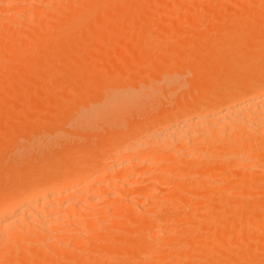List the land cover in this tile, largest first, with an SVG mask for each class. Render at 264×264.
I'll list each match as a JSON object with an SVG mask.
<instances>
[{
    "label": "rangeland",
    "instance_id": "rangeland-1",
    "mask_svg": "<svg viewBox=\"0 0 264 264\" xmlns=\"http://www.w3.org/2000/svg\"><path fill=\"white\" fill-rule=\"evenodd\" d=\"M16 1L19 2L20 0L19 1L18 0H6V1H3L4 4L3 3H2L3 5L0 4V11H2V8H4V10L2 12H4L5 10L6 11H11V9H12L13 10V11H11L12 14H13L14 11L17 12L18 10H19L18 13H27V12H24V11L21 12V10L25 8V5H24L25 3L23 4V2H22L23 0H21L22 3L20 2L21 5H19V3L16 4ZM40 1H42V3L45 2L43 0H40ZM40 1H38V2H40ZM48 1H50V0H48ZM48 1L46 0V2H48ZM53 1L54 2H52V0H51V2L54 3L53 5L54 6L57 5V7H55L54 9L59 8V9H56L54 11V14H53V12H51V11L54 10L53 8L50 9V10L47 9L48 11L46 10V8H42L43 11L40 12L39 10L37 11V9L35 7L33 8V11H30V13L31 12L33 13L35 11L34 13H36V14L33 13L35 15L34 17L32 16V18H31V16L27 15V14H29V11L26 14L31 19L29 18V20H28L27 19L28 17L26 15L22 14L21 17L24 15L23 17H25V19H27V21H24L25 22V25L28 22L27 26L24 25L25 27L24 26H21L20 27L21 23H19V21L22 22V20H21L22 18L21 17L19 18V17L15 16V15H12L11 16V14H9L11 12H8V14H6L7 13L6 11L3 14H0V21L5 20L4 23L5 22L6 23L7 22L10 23V24L7 23V27H10V29L8 31L10 33H12V34H10V35L5 34V33H8L6 30L3 31L4 34L2 32L1 33L4 36H9V37L12 36V37H14L15 39H13L12 37L11 38L15 42H18L20 40V39H17L20 35H21L20 38L21 37L28 38V35L27 34H29L30 37L33 35L32 37L34 38L35 43H36L35 46H37V44L39 45L40 42L44 41V39H45V41H46V39H47V41H48V39L49 40H52L50 38H54L55 35H57V33L59 34V36L61 35L60 37H58V38H60V40L57 39L56 40L57 43H55V44L53 43L55 46L53 44L51 45V47H53V50H54L55 53H53V50H51L52 48H50V47L47 49L48 51L47 50L44 51V49H45L44 48L45 47L44 45H43L44 47L39 46V48L42 47L44 49H42V48H40V49L38 48L37 49V47H38L37 46V47H35L37 49L36 51H34L35 53L32 52V54L29 57V60L30 61L24 63V59L23 58H24V56L26 57V54L27 53L24 54L25 52L23 53V51H21V52L19 51V53H20L19 54L18 52H16V55L14 57H17L18 61H20V62L18 64L16 58H14L16 62H13V65L14 66H12V67L15 68L14 70H16V71L18 69V72L15 73V71H13V69L11 68V71H10L11 74L10 75L11 76L14 75V76L13 77H9L10 79L9 78L7 79V76L3 74L4 75L5 82L8 83L6 87H5L6 83L4 81H2L4 84L3 83H2V85L0 84V86H1V88H0V92H1L0 93V132H1L0 133V171H1L0 172V185H1L0 186V190H1V187H5V188H3L1 190V191H5V193L3 192V193L0 194V196L2 195L0 201L2 203V200H5V201H6V199L8 200V202L6 201L7 203L5 201H3L4 206H9L8 205V204H10L9 200L12 201V199H10V198H13L14 197V194L12 195V194L6 193V192H9V190L11 192L12 191L11 188L13 189V191L14 190L15 191H21L26 186H29L30 187L32 185V184L29 185L30 183H33V185H34L35 182H38L42 178L43 179L49 178L48 181H50L51 180L50 179L51 176L53 177V180L51 181V183H53V182H55V181L58 180L57 179L58 178L57 176L60 173H62L64 175L68 171V168H69V170H72V168L75 169L76 166H77V168H76L77 171H79L78 169L81 170V171H79L80 173L81 172H85L87 170H88L87 172H90L89 174L88 173H85V176L87 174V176L89 175V177H90V178L87 177L88 181H93L94 179H97L98 177H101L102 178L104 176V178L107 179L106 182H108L110 185H111L110 182L113 183L112 185H114L113 186L114 188H116V187L117 188L118 187H123V186L120 185V183H116L117 185L115 187V184H114L115 182L111 181V179H109L110 180V182H109L108 178H110V176L112 178L113 176L110 175V174H108V175H110V176H108L107 173L105 172V171H107V170H105L106 167L99 165V163L103 160V157L109 158L110 156H112V159L111 160H113V157H114V161L113 162H116L117 159L115 160V158H117L116 157L117 155H115V153H111L110 155H107V153H109V150L108 149L110 147L122 145L121 142H122V140L124 138H126L127 140L128 139L135 140V139L140 138V137L142 138L143 136H145L146 134H148L150 131H153V130L157 129V124H158V123H156L157 122V120H156L157 118L154 119L151 116L155 117L157 115V113H158V115H159V116L157 115L158 117H164V116L165 117H171V115H173V113L176 110H178L180 107L181 108L184 107V106H181V105H187V107L188 106H191L190 103L193 102V101H195L196 98H198L197 97L198 95H200V100L199 101H201V102L203 101L202 103H204V102H210V100L214 96L213 93L216 92V91L215 92L213 91L214 86H217L219 89H221V86L222 85L221 86H218V85L223 84V83H224V85H223L224 87H222L224 89L223 92L224 91L226 92L227 90H229L228 92H230V90L234 86H235V88L232 89V91H234V90L237 91L238 89L240 90V87L243 88L245 86V81L247 80L246 78H248L249 81L254 84V88H255L256 91L258 89V91L261 93L262 92L261 89H264V86L262 85L263 84V81H264V80H262V77L264 78V67L261 68L262 66H264V55H263L264 54V51H263L264 50V43H263L264 42V38L262 39V37L264 36L263 35L264 34V23L263 24L261 23V21L264 22V0H137L138 2L136 0H127V1L126 0H122V1H120V0H114L117 3L114 2L113 0H79V2H78V0H75L77 2H75L74 0H70L71 2L74 1L73 3L70 2V4H74L75 3L74 4V7H73V5H70L69 4L70 8H68V9H70V10H67L65 8L66 10L63 9V11H61L62 8L60 9V6H62V3L61 2H63V1H66L67 2V0H58V1L53 0ZM134 1H135V6H134V3H133ZM51 2L50 3H47V4H52ZM111 2H113V6H112V3ZM140 2H143V3H140ZM5 3H6V5H5ZM109 3L111 4V7H110ZM114 3H116V5L119 4L120 5V8L121 7L122 8L121 9L120 8L118 9L119 5H118V7H115L116 5ZM14 4H16L17 6L15 7ZM102 4H105V5H102ZM131 5H132V8H130ZM18 6L21 9H19ZM63 6H65V5H63ZM76 6H80V8L79 7H76ZM105 6H107L108 8H106ZM123 6H125V7H123ZM209 6H211V7H209ZM14 7L15 8H18V9H14ZM50 7H53V6H50ZM65 7H68V5L65 6ZM99 7H101V8L103 7V8L100 10ZM37 8L39 9L40 7H37ZM72 8H74L76 10L75 11L74 10H71ZM93 8H94V10H93ZM125 8H126V10H124ZM30 9H32V8H30ZM30 9H28V10H30ZM85 9L86 10H89V11H85ZM26 10H27V8H26ZM175 10H176V12H175ZM104 11L106 13H104ZM127 11H128V13H127ZM75 12L77 14H75ZM86 12H88V13H86ZM108 12H109V14L111 16L108 15ZM44 13H46V14L44 15ZM70 13H71V15H70ZM80 13H81V15H80ZM85 13L87 15H85ZM33 14H30V15H33ZM105 14L107 16H109V18L107 16H104ZM119 14H122V16H120ZM49 15H51V17ZM75 15H76V17H75ZM82 15H83V18H79ZM112 15H114V16H112ZM156 15H157V17H156ZM46 16H48L49 18L46 17ZM72 16L75 17L74 19L79 18L78 20H79V22H81V25L82 26L80 25L79 22L76 21L77 24H79L80 26H77V24H75L74 27L77 26V27H75V29H73L72 26L70 27V25H69V28L68 29L65 28V26H67L65 23H67L68 20H70L69 18H71ZM84 16H86L87 19ZM102 16H104L105 18L102 17ZM52 17H53V21L51 20ZM99 18H101V19H99ZM123 18H124V20H123ZM80 19H81V21H80ZM91 19H93L94 21L97 19L98 21H95V23H92L91 24V22H94ZM116 19L118 21H116ZM155 19H157V20H155ZM235 19L238 20L237 22L239 24L236 22ZM247 19H249V23H251L250 20L251 21L253 20L254 23H258L257 24L258 25L257 26L258 28H255L254 29V28H252L253 26L251 27V29H253V30H251L250 28H248L247 25H246V23L248 24V20ZM31 20H32V22L34 21L33 22L34 24L30 22ZM47 20L50 21V23L49 22H46L45 23V21H47ZM83 20L84 21L86 20L85 21L86 24H84V26L82 24V23H84ZM99 20L101 22H103V23H101ZM214 20L217 23H215ZM239 20L240 21L242 20V21L240 22ZM104 21L106 22V24H105ZM209 21H211V22H209ZM36 22H37V24L40 23V22L41 23L38 24L39 25L38 26L36 24ZM96 22H97V25H99L98 28H96L97 27ZM119 22H121V24ZM156 22H157V24H156ZM226 22H227V24H226ZM6 23H5V27H6ZM43 23H45V25L47 26L46 29L49 30V31H47L43 27V26H45ZM8 24L10 26H8ZM87 24H88V26H87ZM89 24H90V26H89ZM229 24L231 26H229ZM14 25H15V27H14ZM17 25H19V27H20L21 30L20 29H17V27H16ZM36 25L39 27V29L41 27L40 25H43L42 27L44 28L43 29L44 31L42 30L40 32L41 29L40 30H37L38 27ZM48 25H51V26H48ZM91 25H93V26L95 25L96 26V27H93L92 26L95 30L93 28L91 29ZM101 25L103 26V28L100 27ZM232 25H233V27H232ZM237 25L239 27H237ZM244 25H246V26H244ZM30 26L32 27L31 29L28 28ZM105 26H107V27H105ZM218 26H221V27H219V29L216 30V27H218ZM60 27H61V30H60ZM78 27H79V30H77ZM80 27H82V28L80 29ZM86 27L88 29H90L91 31L92 30L96 31L97 29L100 30V32H99V30H97L95 33H94V31L91 32L89 30L91 32V34H92L93 37L97 35V37H96L98 39L97 41H96V38L95 37H94V40H93V37L92 36H89L90 35L89 34L90 32H86V34H89L88 36L85 34V31L84 30H86ZM228 27H229V29H228ZM254 27H255V25H254ZM15 28H16V31L14 30ZM34 28H35V30H34ZM70 28H72V29H70ZM154 28H156V30H153ZM232 28H234V29H232ZM69 29H70V31H73L75 34H73L72 32L70 33V31H68ZM134 29H135V31H134ZM81 30H82L83 33L81 32ZM241 30H242V33H240ZM257 30H258L259 33L257 32ZM65 31H68V32H65ZM78 31H79V33H78ZM107 31H109L110 33L107 32ZM46 32H48V33H46ZM55 32H57V33H55ZM63 32H65V33H63ZM105 32H107V33H105ZM253 32L255 33V35H254ZM100 33L102 35L104 34V36L102 38H101L102 35L99 36ZM112 33H114V34H112ZM224 33H226L227 35H225ZM245 33H247V34H245ZM66 34H67V36H66ZM78 34H80V35H78ZM256 34L258 35V37L256 36ZM39 35H40L39 38H42V39L44 38V39L43 40L40 39V41H38L39 40V38H38ZM42 35H43V37H42ZM44 35H47V36H44ZM223 35L224 36H227V37H224ZM76 36H78V37H76ZM85 36L87 37V39H82L81 40V38H83ZM115 36H116V38H114ZM215 36L217 37V39H216ZM90 37H91V39H90ZM228 37H229V39H228ZM29 38H28V40H29ZM68 38H69V40H68ZM77 38H79V39H77ZM209 38L216 39V41L215 40H208ZM226 38L229 41V43H227V44H229L228 46H227L226 43H224V45H223V42L225 41ZM234 38H237V39H234ZM239 38H241V39L239 40ZM227 39H226L225 42H228ZM231 39H232V42L234 40H236L237 42L235 41V42H233L234 43L233 44L231 42ZM9 40H10V38L8 39V41ZM34 40L31 38V41H34ZM70 40H71V42H70ZM83 40H86L85 41L86 45H84V43H82V42H84ZM158 40H160V41H158ZM194 40H196V41L194 42ZM91 41H93V42H91ZM94 41H95V45H93ZM109 41H110V43H109ZM212 41L214 42L215 45L212 44L213 43ZM241 41H242V43H241ZM72 42H74V43H72ZM79 42L81 44H78ZM107 42H108V44H107ZM111 42H113V43H111ZM207 42H208V45H206ZM255 42H257V43H255ZM258 42H260V44ZM219 43L222 44V47H221V45H219ZM237 43H238V45H236ZM210 44H212V45H210ZM149 45H151V46H149ZM76 46H77V48H76ZM78 46L81 49L80 48L78 49ZM239 46H240V48H239ZM229 47H231V50H229L230 49ZM232 47H234V48H232ZM160 48H161V50H160ZM73 49H76V50H73ZM132 49H133V51H132ZM224 49H226V50H224ZM39 50H41V52ZM95 50H97V51H95ZM127 50H128V53L129 54L127 53ZM207 50H208V52H207ZM90 51H91V53H90ZM221 51H223L222 54H225V55H226L227 52L229 54L231 51L234 52V53H232V54L230 53L231 56H229L230 54L228 55V57L231 58V59H229V58H227V55L224 56V55L220 54ZM253 51H255V55H254ZM173 52H174V54H173ZM70 53H72V54H70ZM166 54H168V55H166ZM247 54H249V55L252 54V55H250V57L254 56V58L251 59L252 61L249 60V63L252 62V66L248 64L250 66L249 69H246L245 70V68H248V66L247 67L244 66V69L242 68L245 71H243V73H241L242 71H240V73H241V75L244 74L242 77H244V76L245 77L242 78V79L240 77L239 78H240L241 81H243L244 84L241 83V81H240V83L238 82L239 83L238 84L237 83V79L238 78L237 79L235 77L233 78V76L238 77L237 75H234V74H237V71L242 70L241 67L243 66V64L245 65L246 60L249 58V55L247 56ZM33 55H35V56L37 55V56L35 57ZM209 55L212 58L211 57L208 58ZM31 56H33V57H31ZM157 56H159V57L157 58ZM221 56H223V57L221 59H219V61H218V57L220 58ZM49 57H51V58H49ZM60 57H62V58H60ZM34 58H37V59H34ZM56 58H57V60L58 59H61L59 61L60 63L59 62H57V63L54 62L56 60ZM210 59L211 60L213 59L214 61H217L216 62V65L217 64L218 65L216 66L214 64L215 63L214 61H213V64H214L213 65L211 63L212 61ZM232 59L233 60L235 59L234 62H233ZM31 60H33V61H31ZM229 60H231L232 63ZM244 60H245V62H244ZM135 62L137 64H135ZM209 62H210V64L212 66L209 64ZM226 62H227V65H225ZM219 63H220V65L223 63L221 65V68L219 66ZM236 63H237V65H236ZM8 64H9V62H8ZM23 64H24V66H23ZM26 65H28V66H26ZM40 65H42V66H40ZM204 65L205 66L207 65V67H204ZM234 65L237 68L234 67ZM10 66H11V64H10ZM213 66H215L214 68H216L215 71L218 72L220 70V73L218 72L219 74H217L218 76L215 75V78H214V76L211 77L212 75H210V77L212 78V79H210V78H208L209 75L207 76V74L210 73V72L211 73L214 72V70L212 69L213 71H211L210 69H208V67L211 68ZM198 67L201 68V71L199 70ZM217 67H219V69ZM251 67H252V70H251ZM101 68H102V70H101ZM231 68H232V71L230 70L231 71L230 73L232 74V77L230 75L225 76V73L223 74L224 76H222V73L221 72H226L227 74H229L228 69H231ZM42 69H44V71ZM153 69H154V71H153ZM148 70H149V72H148ZM197 71H198V73H197ZM37 72L39 73L40 76L38 74H36ZM40 72L43 73V75L40 74ZM205 72H207L206 75H204ZM217 72H214V74H216ZM245 72H247V73H245ZM20 73H21V76H20ZM59 73H60V75H59ZM135 73H137V74H135ZM17 74H19V76L21 77V79H19L20 77ZM30 74H32L34 77L32 75H30ZM55 74H57V75H55ZM238 74H239V72H238ZM253 74H255V76H257L256 77L257 78L256 79L257 81L255 80V77H254ZM241 75H239V76H241ZM247 75H248V77H247ZM252 75H253V77H252ZM22 76H24V78ZM46 76H47V78H46ZM14 77H15V79H14ZM249 77H251V78H249ZM252 78H254V80H252ZM226 79L228 80V82L225 81ZM229 79L230 80L232 79V81H229ZM43 80H45V82ZM47 80H48V82H47ZM225 82L228 85H230L229 82H231L233 84V86L230 85L232 87L230 88V86H229V88L227 87L228 89L226 90L225 89V86H226L225 85ZM247 82H248V80H247ZM12 83H13V85H12ZM9 84H10V86H9ZM46 84L48 85V87H47ZM39 86H40V88H39ZM131 87L134 88V89H132ZM149 88H150V90H149ZM206 88H207V90L206 91L204 90L205 92H203V93L199 92V94H198V90L200 91V90L206 89ZM1 89H3V90H1ZM5 89H6V91H5ZM11 89H13V90H11ZM44 89L47 90V91H45ZM138 89H141V91L138 90ZM130 90H132V91H130ZM11 91H13L14 93L11 92ZM217 91H218V89H217ZM59 92H61V93H59ZM77 92H79V93H77ZM126 92L128 93V95L125 94ZM134 92L136 93L135 95H134ZM223 92H221V93H223ZM109 93L111 95L116 96V97H117V95L118 96H122V97L125 95L126 97L125 96L124 97L127 98V99H129L130 97L133 98L132 100L129 99L130 102H129V100L127 101V99H126L125 101H127V102L121 103V105H123L124 103H127V104L129 103L132 106H130L129 104H128V106H130V108L128 106H126V107L129 108L128 112L126 111L127 108L125 107V105L122 106V111L123 112L117 110L116 112L117 113L119 112L118 115H120L119 118L117 117V113H116V117H115L116 119L115 118H112L113 113L115 114V112H111L112 114H110V111H109L110 108H108V110H106V109L105 110H102V109H104V108H106L108 106L106 102H107L108 97H110ZM221 93H219V95ZM130 94H132L133 96L130 95ZM262 94L264 95V93H261V94H258V96H261ZM263 95H262V99L264 100V96ZM11 96H12L13 99L10 98ZM128 96H130V97H128ZM105 98H106V100H105ZM15 99H17V100H15ZM27 100H29V101H27ZM92 100H94V102H92V104H91V101ZM46 101L50 105H48V103ZM86 101H88V103ZM84 103H87L89 105L88 106H86L87 104L83 105ZM98 103H100V105ZM104 103L106 104V106H105ZM145 103H146V105H145ZM147 103H149V104H147ZM140 104H141V106H140ZM95 105H96L95 108H97L98 106L102 107V109L100 108V111L101 112H104L105 111V113H103V114L100 113L99 112V107L96 110H94L95 108H93V107ZM176 105L178 106V108H177ZM146 106H148V107H146ZM173 106H175V108ZM90 107H92L91 108L92 111L91 110L89 111L88 108H90ZM119 108L121 110V107H119ZM143 108H144V110H143ZM147 108L149 109V111H148ZM85 110L86 111L88 110L87 113L90 112L91 115L94 116L93 119L95 118L96 121L94 120V122H93V119L91 120V117L92 116L90 115V113H88L90 116L87 113L85 114L87 116V118H86V116L84 115V113L82 114V112H84ZM95 111H97L98 114H97V112H96V114H94ZM108 111H109V113H108L109 115H107V112ZM168 111H170V112H168ZM120 112H121V114H124L125 113L123 115L125 119L123 118V116H121ZM79 113H81L82 115L81 114L79 115ZM159 113L161 114V116H160ZM99 114H101L103 116H101V118H100V115ZM77 115H79V117L82 116V118H78ZM110 115H112V116L109 117ZM7 117H9V118H7ZM103 117H105V119H103ZM106 117L108 119L111 118L112 120L111 119L110 120L112 122H110V121L108 122V119H106ZM142 119H143V122H142ZM153 119L156 120V122L153 121ZM171 119H173V118H171ZM171 119H169L168 121L169 122L172 121ZM86 120L88 121V123H87ZM104 120H106V121L105 122H102ZM117 120H121V121H117ZM1 121H2V123H1ZM106 122H108L107 124L109 126L108 125H105ZM99 123H100V126H99ZM82 124H83L84 127H82ZM105 126H107V127H105ZM118 127H120V128H118ZM115 129H116V132H113V131H115ZM58 130H59V133H58ZM103 130H104V132H102ZM107 130H108V132H107ZM117 131H119V133H117ZM3 132H5L6 136L4 135ZM42 132H44V133H42ZM101 133H102V135H101ZM104 133H106V134H104ZM108 135H110V136L108 137ZM35 137H37V138H35ZM50 141H51V143H49ZM100 142H101L102 145L100 144ZM2 145H3V147H1ZM69 148L70 149L72 148L71 149L72 151L69 150ZM203 150H205V149H203ZM203 150H201L200 152H199V150L196 151V152L194 151V153H192V154H188V155L185 154L186 156L185 155L182 156V159H181L182 161H180V162H183L184 163V161H185V164L182 165V166L180 165V166L182 168L184 166V168H185L184 171H187L188 172V170H189V172H190V170H193V169H195V170L192 171L193 174L192 173L190 174L189 172L187 174V172H186V174L187 175H190V177H187L186 175H185L186 177H183L184 176V174H183L182 176H180L181 178L180 177H177V178H175L174 181H172V180L171 181L170 180L168 181L167 180L168 179L167 178L168 175L167 176H164V174L166 175V173H164L162 171L163 173L162 174H159L158 171H160V170L156 171V169H157L156 167L157 166L152 164L153 166H155V167H153L151 165V163H154V164L156 163L155 162L156 161L155 160L156 158L155 159H151L150 158L151 160L148 159L147 161H149V160L150 161L155 160V161L150 162V164L148 162V164L144 163L145 164L144 165V164H142L143 162H141V164L143 166L141 165L140 167L142 169H143V167L144 168L145 167L147 168L150 165H151V169H147L146 170V168H145V170L144 169L143 170L146 171V172H143V173L140 174L141 168H139V169L137 168V170L136 169L134 170V173L131 172V173H128L127 174L128 177L126 176L127 178L125 177V180H123V182H121V183H123L122 185H124L126 188L128 187L127 189H129V190H127L125 188L126 191H122L123 193H127V194H125V195H127L126 196L127 198L122 197V196H125L123 194L120 196V197L124 198L123 200H124V202H126V203L123 202L122 205L123 204L126 205L128 202L131 203V201H130L131 199L128 200V197L129 198H136V197L139 196V198H141L143 196L142 198H144V197L146 198V197H149L148 195L151 196L154 193V191L156 192V190H154V189L148 190L149 188L148 189H146V188H139L138 189L137 188V190H136V188H134V186H138L139 184L140 185L141 184L144 185L145 182L147 183V181H148L147 179H149V178H150L149 180H155L156 179V182L158 180V182H160L162 184L161 185L160 183L157 182L158 183V186L160 185L159 186V190H163L162 192L160 191V194L162 196L164 194L166 196V197L164 196V198H167V199H161L158 203H152V201L149 200L148 198H147L148 200H139L137 198L140 203L138 201H135L137 199H135L134 201L132 200L133 202L131 203V205L133 203H135V202H138L139 203V204L138 203L137 204L135 203L136 206L137 205L138 206L139 205H142V208H143L142 210L144 212H141V209H140V206H139V209H140L139 213L140 212L143 213L142 214L143 216H141V213L139 214L141 216V218L138 215L137 218H139V219H137V220L136 219H134V220L131 219L130 216H132V215H130V214L133 213V211L135 212V210H136V208H133V206L135 204L133 206L130 205L131 207H129V205L127 204L126 206L128 208H131V209L133 208V210H126V211H129L130 212V213L127 212L128 215H126L127 213H125L124 217H122V215L121 216L119 215L120 218H119L118 215H117V217L115 216L116 218H114V215H110V216H112L114 218V219H111V220L109 218L110 222H109V220L107 218H106L107 220L101 218L100 221H99V222H101L100 225L103 224V226H104V227L103 226H100V227H102V231L100 230V228L98 229V230L101 231L99 233H97V232H95L93 230L92 233H94V232L96 233V234L94 233L93 236H95V235L97 236V234H100V237H101V238L99 237L100 239H102V237H103V239H105L104 236L107 237L106 235L109 236L111 233H114V234H112V237L113 238L111 237L114 240H112V239L109 240L108 239L109 241H111V240L112 241L111 242H106L107 244L104 243V246L102 245L103 244L102 242H104V241L103 240H99L102 243V244L100 243V245H99L101 248L99 247V248H96V249L101 250V252L98 251V253H97L96 252L97 251L96 249H95L96 251H92V250H90V247H89L90 253L86 251L85 252L86 254H84L83 253L84 252L83 251L84 250L83 248L80 249L78 247L79 249H75L74 247H72L75 251L76 250H79V252L70 251V252H73L71 254L72 255L75 254V253L76 254L77 253L78 254H84V255H81L83 257L80 256L81 257V261H84V259L86 260L87 258H88V260L93 259V258H89L90 255L87 258L84 257V256H87L88 254H91V255L92 254H97L98 255V254L101 253L100 256L105 255V256H102L103 259L101 257H98L99 255L98 256L97 255H94L95 256L94 259L95 258H98V259L101 260V261L99 260V262L96 263V264H104L105 261H108V260L111 261V262H113V261L115 262V261L118 260L119 262H117V264H123V263L124 264L125 263L126 264H129V263L130 264H136V263L137 264L138 263H142V264H156L157 263V264H160V262H158L157 259H161V264H167V263H165L167 261H168V263L170 262L171 264H173V263L174 264H180L181 261L184 264H186V263L187 264H191L190 262H192V264H194L193 262L195 261V263H196V261H198V260L199 261L202 260L201 261L202 262L201 264H205V263H207V264H216V263L223 264L226 261H227V263H230V264H235V263L237 264V261H239L237 258H240V260L243 259V258H244V260L246 258H248V260H250L249 262H247V260H245V262H247V264H249V263L252 264V262H253V264H264V203H259V202H258L259 204L257 203V200L259 201V199H260V197H257L258 194H259V196L262 195V193H259L260 191L258 190L259 189L258 187H260V186L263 187V184H264V183L261 184V181H260V180H262V182L264 181L263 180L264 178L261 177V176H264V171L262 172L261 165L259 164V162H257V163H255L256 165L255 164L254 165H251L250 164L253 167L248 166L250 168V173L252 172V176H253L252 177V179H253L252 180V184H254L253 185L254 190H253V188H251V185L252 184H249V182H248V184L250 185L249 186L250 188L247 187L248 185L246 186V189H244L245 188L244 187L242 191H245L246 190L245 191V195H244V192L241 195V192L242 191L241 190L240 191H237V190H235L236 188L234 189V186H232L233 184L234 185L236 184L235 183L236 180L235 181H232V179H231V178H233L232 177V174L235 177H239L238 175H239V173H241L240 171L243 169V168L241 169V167L239 165L240 163H239V161H237V158L235 156L234 157L229 156V157H227V159L228 158L229 159L226 162L220 164V162L217 160L219 157H215V154H216V151L217 150L216 151L215 150L214 151L213 150L212 151L210 150L209 152L207 151V153H206V154L210 153L211 155H214L212 157V158H215V159H213V162L210 159L211 158L210 157L211 155L209 157L206 156V155H204L203 153L206 150L204 152H202ZM73 152H74V154H73ZM62 153H64V154H62ZM217 153H219V150L217 151ZM262 153H261V156L264 155V153L263 154ZM104 154H106V155H104ZM193 154H195V155H193ZM220 154L221 153H219L218 155L216 154V156H219ZM53 155H55V156L53 157ZM57 155H59V156H57ZM60 155H61V157H60ZM102 155H103V157H102ZM202 155H203V157L205 156L206 158L208 157L210 159L211 162L210 163L208 162L209 165L205 166L207 163L204 161L205 157L203 158ZM46 156L47 157L49 156L48 159H47ZM66 156H68V157H66ZM200 156L203 158V160L197 161L198 159H202ZM128 157H127L126 160H129ZM61 158H63V159L61 160ZM64 159H65V161H63ZM209 159L207 161H209ZM233 159L235 161H233ZM90 160L92 161V163L89 162ZM111 160H108V165H110V164L113 163V162L111 163ZM7 161H8V163H7ZM37 161H39V162H37ZM42 161H44V162H42ZM58 161H59L60 164H58ZM62 161L64 162L63 164H62ZM186 161L187 162H194V164H195V162L196 163H199L200 161L202 163L200 162L201 164L199 163L198 166L197 165L193 166V167H196V168L189 167L190 169H188V165H187ZM47 162H48V164H47ZM73 162H74V164H73ZM77 162H78V164H81V165L78 166ZM93 162H94V164H93ZM68 163L71 165V167H70V165ZM82 163H84V164H82ZM183 163H181V164H183ZM203 163L205 165H203ZM52 164H53V166H52ZM57 164L59 166L60 165H62V166L59 168V166ZM175 164H173V165H175ZM177 164H178V161H177ZM3 165H4V168H3ZM178 165H176V166L178 167ZM189 165H191V163ZM51 166H52V168H51ZM96 166H99L98 167L99 170L97 169ZM23 167H25V168L23 169ZM28 167H30V168H28ZM62 167H64V168H62ZM181 167H179V168H181ZM186 167H187L188 170L186 169ZM206 167H209L210 168L209 173H208L207 170L203 169V168H206ZM7 168L10 171L12 170L11 173H10V171L6 170ZM54 169H56V170H54ZM94 169L95 170L97 169V170L95 171ZM2 170L6 171V172H4ZM16 170H19V171H16ZM62 170H64V171H62ZM212 170H213V172H211ZM56 171H58V172H56ZM91 171H92L93 174L91 173ZM98 172H100V173H98ZM1 173H4V174H1ZM30 173L31 174L33 173V174L31 175ZM77 173H76V175L73 174V176H77L78 175ZM90 174H91V176H90ZM102 174H104V175H102ZM206 174H208L209 176L206 175ZM224 174H229L230 175V176L229 175H226V177H228V176L231 177L230 179H231L232 183L229 181L228 178L226 180H225V177H224V179L222 178ZM59 176L61 178L62 175L60 174ZM73 176H71V177H73ZM107 176H108V178H107ZM193 176L195 177L194 179H193ZM164 177H166V180H165ZM217 177L220 178V179H222V180L218 179ZM258 177H260V179H258ZM31 178H32V180H31ZM128 178L129 179L131 178V179L129 180ZM190 178H191V180H190ZM28 179H30V180H28ZM74 179H75V177H74ZM112 179L115 180L116 178L113 177ZM163 179H164V181H163ZM216 179H218V181ZM25 180H26V182H25ZM42 180H41V182H42ZM127 180H129L131 182H129V181L127 182ZM195 180L198 181L197 183H199L202 180L201 183L206 182L207 184H209V187L207 186L208 187V190H206L207 188L204 190L202 188L203 185L201 183H200L199 187L201 186V188L203 189V191L200 190L201 188L200 189L197 188V185H195V183H193ZM208 180L210 181V183L208 182ZM237 180H238V178H237ZM45 181L48 183L47 180H43V182H45ZM132 181H134V183ZM224 181H226V182L229 181L231 184H229V182H227V184H225ZM28 182H30V183H28ZM215 182H217V183H215ZM257 182H259L260 185ZM23 183H25V184H23ZM165 183H166V186H165ZM222 183H223V185H221ZM130 184H132V185L135 184V185H133V186L131 185L130 186ZM182 184L184 186L185 185L186 186L184 188H182V189H178V187L180 188L182 186ZM217 184H220L219 186L221 188L219 186L216 187ZM257 184H258V186H257ZM110 185L107 187V189H109V190L103 191V192H106V194L102 192V194L98 193V195H97L95 193L96 196H97V198H100V197L102 198V199H100V200H102L101 201L102 205L100 204L99 207L100 206H103V205H107L109 203L107 201H110L111 196H109V195H111L110 192L112 191L111 189L113 188V187H111L112 185L111 186ZM192 185L193 186H196V187H192ZM161 186H163V187H161ZM229 186H230V188H229ZM130 187L132 188L131 191H130V189H131ZM186 188H188V189H186ZM195 188H196V190L194 191ZM27 189H29V188H27ZM144 189H145V191H143ZM183 189H186V190H183ZM224 189H225L226 192L224 191ZM255 189L258 190V191H255ZM180 190H182V191H180ZM192 190L194 192V195L192 193ZM229 190L230 191L235 190V191L230 192ZM15 191L12 192V193H16ZM26 191L27 190H25V191L23 190L21 192H24L25 193ZM137 191H138V194L137 193L135 194V192H137ZM200 191H202V193ZM251 191H252V193H251L252 195L249 194ZM21 192H19V193H21ZM107 192H108L109 195L107 194ZM157 192L159 193V191H157ZM174 192H176V194L178 192V195H180V197L181 196L182 197H185L184 201H187V199L189 200V201L185 202L184 205L186 206L187 204H189L190 206L187 205L186 207H188V208L183 207V209L185 208V209H189V210H187L185 213L183 212V210H181L182 213L185 214V215H182L184 219L178 220L179 218H177V215H175L176 218L173 216L174 214L177 213V212L174 213L173 210L176 211V209H180V207H178L179 205L180 206H183V205L180 204V202L183 201V198L182 197H181L182 199L181 198H177V200H178L177 201V200H172L173 197L169 196V195H172L173 196L175 194ZM197 192H199V193H197ZM19 193H16L15 194L16 195V198H20V197L24 196V194H22V193L19 194ZM128 193H129V195H128ZM150 193H152V194H150ZM233 193H234V195H233ZM4 194H5V196H4ZM139 194H141V195H139ZM220 194H221V198L224 196L222 198V199H224L223 201H229L230 203H233V204H231V206L233 205L237 209L239 208L238 210L240 212L236 211V209L234 207H230V203L229 202H228V206H229L228 207L227 204H225L226 202L221 201L222 199H219L218 198L220 196ZM223 194H225L227 196L225 197V195H223ZM9 195L10 196L12 195V197H10ZM19 195H20V197H19ZM91 195H92V193H90V192L88 193L87 191H84L83 193L82 192L79 193L78 196H75L74 197V200L75 199L76 200L79 199L80 201H84L85 200L86 202H89V204H90V202H92V199H93L91 197ZM135 195H138V196H135ZM238 195H239V197H238ZM249 195L251 197H257V199H255L256 202L254 201V204L256 205V203H257L259 205V206L257 205L258 207H253L251 209V207L253 206V204H249L248 209H247V207H246L247 206L246 205L247 201H246V203L244 202V204L246 206L243 204V201L247 200V197H248V201H250L251 197ZM96 196L93 195V197H96ZM199 196H200V198H199L200 200L198 199ZM241 196H242V198H240ZM82 197H83V199H81ZM168 197L169 198L171 197V198L168 199ZM188 197H190V198H188ZM243 197H244V200L242 201L241 199H243ZM122 198H120V200H122ZM217 198L219 200H216ZM263 198L264 197L262 196L261 199H263ZM174 199H175V197H174ZM196 201L198 202V204H197ZM240 201H242V202L240 203ZM235 202H236V206H235ZM12 203L13 202H11V204ZM119 203H121V202H119ZM177 203H179V204H177ZM11 204H10V206H11ZM182 204H183V202H182ZM238 204L239 205L241 204L243 206L240 205V207H239ZM92 206H91V209H94V210H90L89 209V211H88V208H87V210H86L87 212L84 211L85 213H83L82 211H80L82 213H79V211L78 212L74 211V212H76L78 214L76 216V218H78L77 221L79 223H80V220H81V222H84L82 220H85V224L87 226V225H89L88 224V222L90 221L89 218H91L92 215L98 214V213L101 214L100 211L98 213H97V211H95V209L96 210L98 209V208H95V205L93 207ZM170 206H172V208H171L172 211H170ZM145 207L147 208L146 210H145ZM242 207L243 208L245 207V208L242 209ZM193 208L194 209L197 208V209L196 210H193ZM209 209H211V210H209ZM98 210H100V209H98ZM164 210H165V212H164ZM232 210L233 211L235 210L236 212L235 211L233 212ZM167 211H168V213H166ZM209 211H210V213L214 212L213 214H215V216H216V217L214 216L215 217L214 219L212 217H211V219L209 218V215H210L208 213ZM247 211H249V212L247 213ZM66 212L69 213L68 211H66ZM74 212H71V213H74ZM187 212H188V214H187ZM251 212H254V214H252ZM89 213L90 214L94 213V214H92L90 217H88L87 219H89V221L87 220L88 222H86L85 215L86 216H89L90 215ZM156 213H158L159 217H160V215L162 213V215H161L162 218L161 219L159 218L160 220L158 218H156V216H157ZM235 213H237V214H235ZM154 214H156L155 217H154ZM177 214H179V213H177ZM204 214H209V215L208 216L205 215V218L202 217V220L204 219V221H203L204 224H201L202 222H200L201 225L198 226L195 222L201 221V219H200L201 218V215H204ZM223 214H225V215H223ZM72 215H74V214H72ZM103 215H105V214H103ZM166 215H167V217H166ZM171 215H172V217H171ZM180 215H181V213H180ZM78 216L79 217L82 216V218H84V219L80 218V220H79V217ZM98 216H99V214H98ZM98 216H96V217H98ZM127 216H129V217H127ZM182 216H180V218ZM56 217H59V214H57ZM74 217L72 216V218H74ZM102 217L105 218V216H102ZM133 217L136 218V212L133 213ZM153 217H154L155 220L153 219ZM207 217H208V220L209 221L212 220V222L211 221L210 222L208 221L209 223H205L207 221ZM229 217H232V220L231 219H228ZM125 218L128 219V220L131 219V220H129V223L132 224L131 226H129L128 224H126L128 221ZM151 218L153 219V221L152 220L150 221ZM238 218H240V219H238ZM195 219H198V221L197 220L195 221ZM205 219H206V221H205ZM225 219L228 220V221H225ZM101 220H103L104 223H102L103 221H101ZM156 220H157V222H155ZM161 220H162V222H161ZM173 221H174V224L176 223L175 224L176 226L179 225V224H177V222H179L181 224V225H179V227L182 228V229H179L178 231H176L179 227L176 229V226H175V229L176 230H174V229L172 230V227L170 225H171V222L173 224ZM230 221H232V222H230ZM56 222L58 223L59 221L57 220ZM65 223H62V225L63 224L65 225ZM108 223L112 224L111 225L112 227L110 225L108 227L107 226ZM124 223L126 225H128L129 227L126 226V225H124ZM59 224H60V222H59ZM139 224L140 225L142 224V225L140 226ZM144 224L146 225V227L144 226L145 229L141 231V229L144 228L143 227ZM154 224H159L164 229L166 228V230H163V228L161 229L163 231V233H164L163 234L164 236L162 235L164 237L163 239H162L161 236H160V238H161L160 239L159 237H155V235L152 234L153 233L152 230H151L152 229V226L153 227H156V226H154ZM249 224L251 225V227L248 226ZM66 225L69 226L68 224H66ZM114 225H116V226L118 225V226L114 228L113 227ZM123 225H124L125 228H127V230L125 229V232H126L125 233V236L127 235V233H129V234H132L133 238H132L131 235H128V237L126 236L128 239H125V236H124V238H123L124 241L123 240L120 241L117 238L115 239L114 236H115L116 232H117V236L119 235L118 233H120L118 230L124 231V228H122ZM163 225H165V226H163ZM195 225L198 226L199 228L196 227ZM209 225L212 226V227H210ZM160 226L157 227V228H160ZM215 226H217V227L218 226H221V228L224 227V229L226 231H220L222 229L219 228L220 233L218 232V234H217L219 236L218 237V236L214 235V234H216L215 233V231H216L215 229L217 228ZM246 226H248L247 229L248 228H251V231H253V232L250 233L251 235L250 234L247 235L248 237H245L247 239V242L244 240L245 238H240L241 240L240 239L239 240L241 241V244H237L236 245L234 243V241L236 242V240H237L238 242H240L238 239H236V236L237 237L239 236V235H237V232L240 229L243 232L244 230L242 228H244ZM64 227H66V226H64ZM70 227L71 226H69V228ZM192 227H193V229H192ZM194 227H196L198 229H196ZM66 228L69 231V230H71L73 228V226L70 229H68V227H66ZM74 228H76V227H74ZM194 229H196L195 230L196 231L195 233L192 232L194 234V237L193 236H189V234H190L189 231H193ZM212 229L214 230V234H213V232L210 233L212 231ZM78 230H80V229L78 228ZM180 230L183 233L185 232L184 234L181 233L183 235H185L187 232H189V234L187 233V235H186L185 238H184V236L181 237L182 235H179L180 234V232H179ZM205 230H207V231H205ZM246 230L243 232L244 234H246L245 232L250 231V230H248V231H246ZM83 231H81V233ZM136 231L139 232L138 235H137V232ZM140 231H141V236H140ZM197 231H199V232H197ZM143 232H145L144 233L145 235H143ZM206 232H209V234H211V235L213 234L214 236L212 235V238L214 237L213 239H215L216 242H214L212 238H208L207 246L205 245V243L203 244V242H205V235L204 236H202V235L203 234H206ZM223 232H225V235L223 234ZM84 233L85 232H83L82 234L84 235ZM146 233L150 236V239L152 238L151 239V243H150V240L148 238L149 236ZM196 233H201V234H199V237L197 236V238L194 240V238L196 236L195 235ZM253 233H254V235L252 236ZM64 234H66V233H64ZM122 234L123 233H120V235H122ZM133 234H136L137 237L134 236ZM238 234H239V232H238ZM244 234H243V237L245 236ZM79 236H78V238L75 237L76 240H80L82 238L81 237V234ZM110 236L108 238H110ZM129 236H131V237H129ZM146 236H148V237H146ZM240 236L242 237V234ZM60 237L61 238L63 237L62 239L66 241V239H67L68 236L64 237V235H63V236H60ZM134 237H135V240H134ZM143 237L144 238L146 237V238L144 239ZM200 237H202V239ZM251 237L254 239V242H253V239ZM68 238H69V242L70 243L68 241H66V242H68V244H70V245L67 246L66 245V242H65V244H63V246L65 245L66 246V249H68L67 247L70 246V249L72 250L71 246L74 245L72 243L75 241L74 240L75 238H72V239L70 237H68ZM86 238H87L86 240H88V237L87 236H86ZM199 238H200V240H199ZM70 239L71 240H74V241L71 242ZM176 239L179 242H177ZM183 239L189 240V241H186V244L187 243L190 244L188 247H187V245H185ZM59 240H60V238L58 237V239H56V241L59 244H61V242L63 243V240H60L61 242ZM81 240L82 241H85V237H84V239H81ZM105 240H107V239H105ZM115 240H117L118 243H122V242L123 243L120 245L117 242H115ZM140 240L143 241L142 242L143 243V248L138 250V248H136V247L138 246V243L141 242ZM190 240L193 241V242L196 241V243L191 244V243H189ZM201 240H202V242H201ZM220 240H222V241H220ZM154 241H155V243H154ZM175 241L177 242V245L174 244ZM217 241L220 242V243H217ZM88 242H90L88 244H91L92 243L91 241H88ZM124 242H126V244H124ZM168 242H169V244H167ZM210 242H211V244H210ZM79 243H81V241ZM83 243H81V244H83ZM144 243L146 245H144ZM152 243L156 244V245L153 244V246H155V248L153 246H151ZM170 243L171 244H174L176 247L174 245H171L170 246ZM197 243H198V245H197ZM200 243H202L201 244V247L202 248H200ZM214 243L217 246H215ZM86 244H87V242H86ZM88 244H87V246H88ZM182 244H183V246H182ZM218 244L221 247H218L219 246ZM242 244H244V245H242ZM118 245H120V246H118ZM195 245H197L198 247L195 248L196 247ZM150 246H151V248H150ZM213 246L216 247L215 250L218 249L217 250L218 253L213 251V249H214ZM242 246H244V247H242ZM245 246L246 247H249V249L246 250V251H245V249H243V248H246ZM80 247H82V245ZM83 247L85 248L86 246L83 245ZM102 247L104 249H102ZM105 247H108V248H105ZM119 247L120 248H124V249H119V250H121V251H119L118 250ZM208 247H211V250L210 251H212L213 253H211L210 251L204 253V251H205L204 248L205 249H210ZM162 248H163V250H164V248H166L167 250L165 249L166 251L165 250L163 251ZM231 248H233V249L235 248L236 250L232 252ZM250 248H252V249H250ZM199 249L200 250L202 249V251H200ZM219 249L222 250V252H220ZM124 250H125L126 254H125ZM239 250L240 251L242 250V251L240 252ZM153 251H154V253H152ZM70 252H69V254L68 253L65 254V261L66 262L68 261V263H69V261H72L73 262V259H74L75 262H78L80 260V259H78L79 256H76V254H75V257H74V256L70 255ZM102 252L104 254H102ZM226 252H229V255L230 256L227 255ZM253 252H254V255H253ZM209 253L212 254V255H210ZM240 253H243V254H240ZM244 253H246L245 254L246 257L244 255ZM225 254L227 255L226 257H225ZM232 254H235V255H233V257H232ZM67 255H69L70 257H72V259L69 258V256L67 257ZM129 255L131 257H129ZM154 255H155V257H153ZM215 255H217V257L222 258L223 260L220 259V258H216ZM157 256H161V257H157ZM185 256H190V258L193 261L189 257H185ZM208 256L210 257V259H211L212 262L209 261L207 258H206L207 260L206 259H204L205 261L203 260L204 257H208ZM75 258H77V261H76ZM167 258H169V259L167 260ZM177 259L178 260H181V261L178 262ZM187 259L190 260L189 263H188ZM224 259H225V261H224ZM226 259H228V260H226ZM236 259H237V261H236ZM152 260L153 261L155 260L156 263L155 262H152ZM164 260H166V261H164ZM220 260L221 261H224V262L222 263V262H220ZM65 261L63 260L64 263H65ZM81 261H79L78 264H80ZM213 261H216V262H213ZM72 262H70V263H72ZM241 262L244 263V261H242V260H241ZM199 263L197 262V264H199ZM105 264H107V262ZM110 264H113V263H110Z\"/></svg>",
    "mask_w": 264,
    "mask_h": 264
},
{
    "label": "bare ground",
    "instance_id": "bare-ground-1",
    "mask_svg": "<svg viewBox=\"0 0 264 264\" xmlns=\"http://www.w3.org/2000/svg\"><path fill=\"white\" fill-rule=\"evenodd\" d=\"M3 1H6V0H0V4L1 5H3L4 4V2ZM19 1V0H18ZM37 1V2H36ZM38 1H40V0H23L22 2H23V4L25 5V8L24 9H22L21 10V12L22 11H24V12H27L28 13V11H29V14H27V13H18L19 12V10L17 11V12H13V14H12V12L11 11H13L12 9H11V11H6L7 13L6 14H8V12H11V13H9V14H11V16L12 15H15V16H17V17H21V15L22 14H24V15H29V16H31V18H32V16L34 17L35 15L34 14H36V13H30V11H33V8L35 7L36 9H37V11L39 10L40 12L41 11H43V9L42 8H46V10L48 9V10H50V9H54L55 7H57V5L56 6H54L53 4L54 3H52V2H54L53 0H52V2H51V0L50 1H48V2H46V0H43V1H45V2H43L42 3V1H40V2H38ZM56 1H58V0H56ZM75 1V0H74ZM74 1H70V0H67V2L66 1H63V2H61L62 3V6H60V9L62 8V10L61 11H63V9L64 10H70V9H68V8H70V6H69V4H70V2L71 3H73ZM114 1V0H113ZM120 1H122V0H120ZM127 1V0H126ZM137 1V0H136ZM20 2H21V0L19 1V2H17L16 1V4H18L19 3V5H21L20 4ZM21 2V3H22ZM36 2V3H35ZM52 3V4H47V3ZM75 2H77V1H75ZM78 2H79V0H78ZM114 2H116V1H114ZM129 2V1H128ZM138 2V1H137ZM136 2V3H137ZM3 3V4H2ZM14 3V2H13ZM45 3V4H44ZM56 3V2H55ZM68 3V4H67ZM112 3V6H113V2H111ZM117 3V2H116ZM116 3H114L115 5H116ZM134 3V6H135V1L133 2ZM140 3H143V2H140ZM16 4H14L15 5V7L17 6ZM22 4V5H23ZM60 4V3H59ZM75 4V3H74ZM74 4H70V5H73V7H74ZM101 4V3H100ZM129 4V3H128ZM131 4V3H130ZM5 5H6V3H5ZM13 5V4H12ZM63 5H65V6H67L68 5V7H65V6H63ZM102 5H105V4H102ZM101 5V6H102ZM107 5V4H106ZM109 5H110V7H111V4L109 3ZM108 5V6H109ZM114 5V6H115ZM119 5V4H118ZM118 5H116L115 7H118ZM27 6V7H26ZM50 6H53V7H50ZM126 6V5H125ZM125 6H123V7H125ZM243 6V5H242ZM14 7V9H18V8H15ZM19 7V6H18ZM24 7V6H23ZM37 7H40L39 9L37 8ZM49 7V8H48ZM76 7H79L80 8V6H76ZM75 7V8H76ZM96 7V6H95ZM106 8H108L107 6H105ZM109 7V8H110ZM114 7V8H115ZM139 7V6H138ZM209 7H211V6H209ZM13 8V7H12ZM26 8H27V10H26ZM30 8H32V9H30ZM66 8V9H65ZM89 8V7H88ZM103 8V7H102ZM101 7H99V9L101 10L102 9ZM120 8V5H119V7H118V9ZM122 8V7H121ZM120 8V9H121ZM130 8H132V5H131V7ZM213 8V7H212ZM6 9V8H5ZM19 9H21L20 7H19ZM28 9H30V10H28ZM56 9H59V8H56ZM56 9H54L53 11H51V12H53V14H54V11L56 10ZM87 9V8H86ZM85 9V11H89V10H86ZM116 9V8H115ZM117 9V10H118ZM4 10V8H2V11ZM10 10V9H9ZM35 10V9H34ZM47 10V11H48ZM71 10H76V9H74V8H72ZM93 10H94V8H93ZM92 10V11H93ZM124 10H126V8L124 9ZM128 10V9H127ZM217 10V9H216ZM2 11H0V14H3L4 12H2ZM45 11V10H44ZM78 11V10H77ZM91 11V12H92ZM103 11V10H102ZM109 11V10H108ZM123 11V10H122ZM140 11V10H139ZM167 11V10H166ZM50 12V11H49ZM48 12V13H49ZM65 12V11H64ZM90 12V13H91ZM110 12V11H109ZM109 12H108V15L109 16H111L110 14H109ZM175 12H176V10H175ZM190 12V11H189ZM60 13V12H59ZM66 13V12H65ZM74 13V12H73ZM86 13H88V12H86ZM85 13V15H87ZM104 13H106L105 11H104ZM119 13V12H118ZM117 13V14H118ZM127 13H128V11H127ZM30 14H33V15H30ZM46 13H44V15H45ZM57 14V13H56ZM62 14V13H61ZM75 14H77L76 12H75ZM83 14V13H82ZM102 14V13H101ZM23 15V16H24ZM26 15V16H27ZM70 15H71V13H70ZM79 15V14H78ZM80 15H81V13H80ZM89 15V14H88ZM120 16H122V14H119ZM163 15V14H162ZM8 16V15H7ZM21 17L22 19V22L21 21H19V23H21V25H20V27L21 26H24L25 25V22L24 21H27V19L29 20V18L30 17H26L27 19H25V17ZM40 16V15H39ZM38 16V17H39ZM50 17H51V15H49ZM90 16V15H89ZM88 16V17H89ZM101 16V15H100ZM104 16H107L106 14L104 15ZM104 16H102V17H104ZM109 16H107L108 18H109ZM112 16H114V15H112ZM192 16V15H191ZM190 16V17H191ZM4 17V16H3ZM6 17V16H5ZM46 17H48V16H46ZM75 17H76V15H75ZM75 17H71V18H69L70 20H68V22L67 23H65L67 26H65V28H69V25H70V27L72 26L73 27V29H75V27H77V26H80L81 25V22H79V18H83V15L81 16V17H79V18H77V19H74ZM85 18H86V16H84ZM156 17H157V15H156ZM194 17V16H193ZM192 17V18H193ZM2 18V17H1ZM9 18V17H8ZM30 18V19H31ZM49 18V17H48ZM47 18V19H48ZM105 18V17H104ZM118 18V17H117ZM160 18V17H159ZM227 18V17H226ZM241 18V17H240ZM24 19V20H23ZM34 19V18H33ZM87 19V18H86ZM99 19H101V18H99ZM134 19V18H133ZM158 19V18H157ZM157 19H155V20H157ZM198 19V18H197ZM231 19V18H230ZM8 20V19H7ZM52 21H53V17H52V19H51ZM91 20H93V19H91ZM108 20V19H107ZM115 20V19H114ZM123 20H124V18H123ZM122 20V21H123ZM213 20V19H212ZM236 20V19H235ZM234 20V21H235ZM248 20V24L246 23V25H247V27L248 28H250L251 29V27L252 28H258L257 26V24L258 23H254L253 22V20L251 21L250 20V22L251 23H249V19H247ZM261 20V19H260ZM263 20V19H262ZM4 21L5 20H3V21H0L1 23V25H0V84L2 85V81H4L5 82V80H4V75H6L7 76V79L9 78V77H13L14 75H10L11 74V68L13 69V71H15V73L16 72H18V69H17V71L16 70H14L15 68H13L12 66H14L13 65V62H16L15 61V59L14 58H16V60H17V62H18V64H19V62L20 61H18V59H17V57H14L15 55H16V52H18L19 53V51L21 52V51H23V53L24 54H26V57L24 56V63H26V62H28V61H30L29 60V57H30V55L32 54V52H34V51H36L38 48H39V46H42V47H44V48H42V47H40V48H42V49H44V51L45 50H47L49 47L50 48H52L51 50H53V47H51V45L54 43H57L56 42V40L57 39H59L60 40V38H58V37H60L59 36V34L57 33V32H55V33H57V35H55V37L54 38H50V39H52V40H49L48 39V41H47V39H46V41H45V39H44V41H42V42H40V44L38 45L37 44V46H35V40H34V38L31 36H29V34H27L28 35V38H29V40H28V38H24V37H21L20 38V36L17 38V39H20L18 42H15L13 39H15L14 37H9V36H4L3 34H4V30H6L8 33H5V34H8V35H10V34H12V33H10L8 30L10 29V27H7V23H9V22H5L6 23V27H5V23H4ZM79 22L80 23V25L79 24H77V22ZM80 21H81V19H80ZM84 21V20H83ZM86 21V20H85ZM85 21H84V23H82L83 24V26H84V24H86L85 23ZM94 21V20H93ZM95 21H98L97 19L95 20ZM95 21L94 22H91V24L92 23H95ZM100 21V20H99ZM113 21V20H112ZM116 21H118L117 19H116ZM115 21V22H116ZM121 21V20H120ZM205 21V20H204ZM215 21V20H214ZM225 21V20H224ZM238 20H236V22H237ZM240 21V20H239ZM242 21V20H241ZM240 21V22H241ZM245 21V20H244ZM24 22V23H23ZM31 23H33L32 22V20L30 21ZM46 22H49L50 23V21H45V23ZM65 22V21H64ZM89 22V21H88ZM101 22V21H100ZM105 22V21H104ZM160 22V21H159ZM158 22V23H159ZM207 22V21H206ZM209 22H211V21H209ZM232 22V21H231ZM246 22V21H245ZM41 23V22H40ZM40 23H38V24H40ZM45 23H43L44 25H45ZM90 23V22H89ZM101 23H103V22H101ZM120 24H121V22H119ZM138 23V22H137ZM215 23H217L216 21H215ZM230 23V22H229ZM238 23V22H237ZM261 23L263 24L264 22L263 21H261ZM10 24V23H9ZM8 24V26H10ZM23 24V25H22ZM27 24H28V22L26 23V25L25 26H27ZM34 24V23H33ZM32 24V25H33ZM36 24H37V22H36ZM37 24V25H38ZM48 24V23H47ZM52 24V23H51ZM75 24H77V26H75L74 27V25ZM105 24H106V22H105ZM109 24V23H108ZM113 24V23H112ZM139 24V23H138ZM156 24H157V22H156ZM226 24H227V22H226ZM239 24V23H238ZM3 25V26H2ZM36 25V26H37ZM96 25H97V22H96ZM134 25V24H133ZM140 25V24H139ZM147 25V24H146ZM150 25V24H149ZM161 25V24H160ZM211 25V24H210ZM246 25H244V26H246ZM254 25H255V27H254ZM24 26V27H25ZM39 26V25H38ZM37 26V27H38ZM41 27H40V29H39V27H38V29L37 30H40V32L45 28L46 29V25L45 26H43V25H40ZM44 28H43V27ZM48 26H51V25H48ZM63 26V27H64ZM82 26V25H81ZM87 26H88V24H87ZM89 26H90V24H89ZM93 25H91V29L93 28V27H96L95 25L92 27ZM98 26L99 25H97V27L96 28H98ZM110 26V25H109ZM114 26V25H113ZM116 26V25H115ZM128 26V25H127ZM229 26H231L230 24H229ZM14 27H15V25H14ZM13 27V28H14ZM17 27V29H20V27H19V25H17L16 26ZM19 27V28H18ZM36 27V28H37ZM100 27H102L103 28V26L101 25ZM105 27H107V26H105ZM117 27V26H116ZM129 27V26H128ZM147 27V26H146ZM219 27H221V26H218V27H216V30L217 29H219ZM232 27H233V25H232ZM237 27H239L238 25H237ZM260 27V26H259ZM28 28H32L31 26L30 27H28ZM82 27H80V29H81ZM124 28V27H123ZM139 28V27H138ZM227 28V27H226ZM64 29V28H63ZM66 29V30H67ZM70 29H72V28H70ZM70 29L68 30V31H70ZM94 29V28H93ZM225 29V28H224ZM223 29V30H224ZM228 29H229V27H228ZM232 29H234V28H232ZM262 29V28H261ZM15 31H16V28L14 29ZM21 30V29H20ZM27 30V29H26ZM34 30H35V28H34ZM33 30V31H34ZM47 30V29H46ZM60 30H61V27H60ZM59 30V31H60ZM77 30H79V27L77 28ZM88 30V31H87ZM90 29H88L87 27H86V30H84L85 31V34H86V32H90L89 31ZM95 30V29H94ZM94 30H92V31H94ZM97 30H99V29H97ZM96 30V31H97ZM104 30V29H103ZM111 30V29H110ZM116 30V29H115ZM119 30V29H118ZM121 30V29H120ZM153 30H156V28H154ZM173 30V29H172ZM251 30H253V29H251ZM263 30V29H262ZM13 31V30H12ZM31 31V30H30ZM44 31V30H43ZM47 31H49V30H47ZM52 31V30H51ZM58 31V32H59ZM63 31V30H62ZM68 31H65V32H68ZM91 31V32H92ZM96 31H94V33L96 32ZM132 31V30H131ZM134 31H135V29H134ZM215 31V30H214ZM230 31V30H229ZM3 34H2V33ZM35 32V31H34ZM38 32V31H37ZM39 32V33H40ZM65 32H63V33H65ZM73 33V34H75L73 31H70V33ZM77 32V31H76ZM81 32H82V30H81ZM91 32L89 33V34H86L87 36L89 35V36H92V34H91ZM99 32H100V30H99ZM103 32V31H102ZM107 32H109V31H107ZM107 32H105V33H107ZM120 32V31H119ZM129 32V31H128ZM162 32V31H161ZM228 32V31H227ZM226 32V33H227ZM240 32V31H239ZM249 32V31H248ZM257 32H258V30H257ZM14 33V32H13ZM24 33V32H23ZM29 33V32H28ZM46 33H48V32H46ZM78 33H79V31H78ZM83 33V32H82ZM104 33V32H103ZM110 33V32H109ZM115 33V32H114ZM114 33H112V34H114ZM127 33V32H126ZM130 33V32H129ZM226 33H224L225 35H227ZM240 33H242V30H241V32ZM254 33V32H253ZM259 33V32H258ZM38 34V33H37ZM50 34V33H49ZM61 34V33H60ZM72 34V35H73ZM137 34V33H136ZM245 34H247V33H245ZM23 35V34H22ZM41 35V34H40ZM40 35L38 36V38L40 37ZM70 35V34H69ZM77 35V34H76ZM78 35H80V34H78ZM83 35V34H82ZM94 35V34H93ZM100 35H102L101 33L99 34V36ZM209 35V34H208ZM243 35V34H242ZM254 35H255V33H254ZM261 35V34H260ZM264 35V34H263ZM44 36H47V35H44ZM49 36V35H48ZM51 36V35H50ZM66 36H67V34H66ZM98 36V37H99ZM104 36V34L101 36V38ZM212 36V35H211ZM214 36V35H213ZM218 36V35H217ZM224 36V35H223ZM229 36V35H228ZM247 36V35H246ZM249 36V35H248ZM256 36L258 37V35L256 34ZM8 37V38H7ZM42 37H43V35H42ZM69 37V36H68ZM71 37V36H70ZM75 37V36H74ZM76 37H78V36H76ZM86 37V36H85ZM85 37H83V38H81V40L82 39H87V37L85 38ZM93 37V36H92ZM95 38L97 37V35L96 36H94ZM94 37H93V40H94ZM131 37V36H130ZM153 37V36H152ZM216 37V36H215ZM222 37V36H221ZM224 37H227V36H224ZM230 37V36H229ZM229 37H228V39H229ZM243 37V36H242ZM251 37V36H250ZM249 37V38H250ZM10 38V40L8 41V39ZM23 38V39H22ZM31 38L34 40V41H31ZM37 38V39H38ZM89 38V37H88ZM114 38H116V36L114 37ZM155 38V37H154ZM212 38V37H211ZM211 38H209L208 40H215L216 41V39H217V37H216V39H211ZM245 38V37H244ZM264 38V36L262 37V39ZM13 41H12V40ZM36 39V40H37ZM40 39H42V38H39V40L38 41H40ZM42 39V40H43ZM71 39V38H70ZM77 39H79V38H77ZM90 39H91V37H90ZM89 39V40H90ZM104 39V38H103ZM106 39V38H105ZM119 39V38H118ZM197 39V38H196ZM221 39V38H220ZM227 39V38H226ZM226 39H225V41H226ZM228 39H227V41H228ZM234 39H237V38H234ZM241 38H239V40H240ZM63 40V39H62ZM68 40H69V38H68ZM98 39L96 38V41H97ZM109 40V39H108ZM114 40V39H113ZM116 40V39H115ZM157 40V39H156ZM207 40V41H208ZM222 40V39H221ZM37 41V42H38ZM79 41V40H78ZM84 42H82V43H84V45H86V43H85V41L86 40H83ZM158 41H160V40H158ZM196 40H194V42H195ZM223 42V45H224V43H229V41L228 42ZM236 40H234L233 42H235ZM254 41V40H253ZM15 42V43H14ZM68 42V41H67ZM70 42H71V40H70ZM91 42H93V41H91ZM90 42V43H91ZM99 42V41H98ZM97 42V43H98ZM114 42V41H113ZM113 42H111V43H113ZM118 42V41H117ZM163 42V41H162ZM167 42V41H166ZM213 42V41H212ZM218 42V41H217ZM222 42V41H221ZM231 42H232V39H231ZM232 42V43H233ZM237 42V41H236ZM261 42V41H260ZM260 42H258L259 44H260ZM62 43V42H61ZM69 43V42H68ZM72 43H74V42H72ZM71 43V44H72ZM103 43V42H102ZM109 43H110V41H109ZM116 43V42H115ZM129 43V42H128ZM181 43V42H180ZM240 43V42H239ZM241 43H242V41H241ZM255 43H257V42H255ZM264 43V42H263ZM53 44V45H54ZM78 44H81L80 42L78 43ZM100 44V43H99ZM107 44H108V42H107ZM177 44V43H176ZM196 44V43H195ZM212 44H214V42L212 43ZM212 44H210V45H212ZM234 44V43H233ZM44 45V46H43ZM93 45H95V41H94V43H93ZM110 45V44H109ZM119 45V44H118ZM199 45V44H198ZM206 45H208V42H207V44ZM215 45V44H214ZM219 45H221V47H222V44H220L219 43ZM229 44H227V46H228ZM236 45H238V43L236 44ZM258 45V44H257ZM256 45V46H257ZM55 46V45H54ZM80 46V45H79ZM78 46V49L80 48ZM114 46V45H113ZM149 46H151V45H149ZM175 46V45H174ZM226 46V47H227ZM263 46V45H262ZM35 47H37V49L35 48ZM69 47V46H68ZM75 47V46H74ZM94 47V46H93ZM121 47V46H120ZM213 47V46H212ZM220 47V46H219ZM224 47V46H223ZM225 47V48H226ZM39 48V49H40ZM76 48H77V46H76ZM105 48V47H104ZM122 48V47H121ZM175 48V47H174ZM211 48V47H210ZM230 49L229 50H231V47H229ZM232 48H234V47H232ZM236 48V47H235ZM239 48H240V46H239ZM250 48V47H249ZM55 49V48H54ZM65 49V48H64ZM81 49V48H80ZM83 49V48H82ZM126 49V48H125ZM179 49V48H178ZM177 49V50H178ZM215 49V48H214ZM50 50V49H49ZM73 50H76V49H73ZM87 50V49H86ZM90 50V49H89ZM88 50V51H89ZM94 50V49H93ZM160 50H161V48H160ZM212 50V49H211ZM210 50V51H211ZM224 50H226V49H224ZM235 50V49H234ZM40 52H41V50H39ZM48 51V50H47ZM95 51H97V50H95ZM106 51V50H105ZM132 51H133V49H132ZM166 51V50H165ZM264 51V50H263ZM67 52V51H66ZM167 52V51H166ZM177 52V51H176ZM207 52H208V50H207ZM206 52V53H207ZM217 52V51H216ZM220 52V51H219ZM227 52V51H226ZM225 52V53H226ZM252 52V51H251ZM250 52V53H251ZM35 53V52H34ZM53 53H55L54 52V50H53ZM90 53H91V51H90ZM99 53V52H98ZM127 53H128V50H127ZM149 53V52H148ZM185 53V52H184ZM205 53V54H206ZM211 53V52H210ZM223 53V51H221V53L220 54H222ZM231 54L232 53H234V52H230ZM229 53V54H230ZM236 53V52H235ZM246 53V52H245ZM253 53H254V55H255V51H253ZM260 53V52H259ZM20 54V53H19ZM58 54V53H57ZM62 54V53H61ZM70 54H72V53H70ZM102 54V53H101ZM129 54V53H128ZM173 54H174V52H173ZM219 54V53H218ZM228 52L226 53V55H227V58H229V59H231L230 57H228ZM231 54L229 55V56H231ZM98 55V54H97ZM153 55V54H152ZM166 55H168V54H166ZM222 55H224V56H226L225 54H222ZM249 54H247V56H248ZM250 55H252V54H250ZM250 55H249V58L246 60V62H245V60H244V62H245V65L243 64V66L241 67V69L243 68L244 69V66L245 67H247L248 66V68H245V70L246 69H249L250 68V66L249 65H251L252 66V62L251 63H249V60H251L252 58H254V56H252V57H250ZM264 55V54H263ZM262 55V56H263ZM33 56H35V55H33ZM33 56H31V57H33ZM37 56V55H36ZM35 56V57H36ZM85 56V55H84ZM96 56V55H95ZM94 56V57H95ZM105 56V55H104ZM208 56V55H207ZM245 56V55H244ZM43 57V56H42ZM87 57V56H86ZM102 57V56H101ZM159 56H157V58H158ZM176 57V56H175ZM211 56L209 55V57L208 58H210ZM223 56H221L220 58L218 57V61H219V59H221ZM49 58H51V57H49ZM58 58V57H57ZM57 58H56V60L54 61L55 63H57V62H59L61 59H58L57 60ZM60 58H62V57H60ZM147 58V57H146ZM155 58V57H154ZM212 58V57H211ZM243 58V57H242ZM31 59V58H30ZM34 59H37V58H34ZM107 59V58H106ZM139 59V58H138ZM173 59V58H172ZM224 59V58H223ZM222 59V60H223ZM14 60V61H13ZM91 60V59H90ZM183 60V59H182ZM211 60V59H210ZM217 60V59H216ZM233 60V59H232ZM235 60V59H234ZM234 60H233V62H234ZM254 60V59H253ZM9 62V64H8V62ZM31 61H33V60H31ZM35 61V60H34ZM39 61V60H38ZM95 61V60H94ZM212 62V64H213V59L211 60ZM221 61V60H220ZM230 62H231V60H229ZM241 61V60H240ZM239 61V62H240ZM252 61V60H251ZM171 62V61H170ZM215 63V65H216V62L217 61H214ZM222 62V61H221ZM224 62V61H223ZM242 62V61H241ZM254 62V61H253ZM60 63V62H59ZM97 63V62H96ZM99 63V62H98ZM202 63V62H201ZM207 63V62H206ZM232 63V62H231ZM258 63V62H257ZM10 64H11V66H10ZM16 64V63H15ZM103 64V63H102ZM135 64H137L136 62H135ZM209 64H210V62H209ZM213 64V65H214ZM223 64V63H222ZM221 64V65H222ZM249 64V65H248ZM99 65V64H98ZM112 65V64H111ZM199 65V64H198ZM211 65V64H210ZM218 65V64H217ZM216 65V66H217ZM221 65H220V63H219V66H220V68H221ZM225 65H227V62H226V64ZM236 65H237V63H236ZM16 66V65H15ZM23 66H24V64H23ZM26 66H28V65H26ZM40 66H42V65H40ZM194 66V65H193ZM201 66V65H200ZM212 66V65H211ZM241 66V65H240ZM47 67V66H46ZM104 67V66H103ZM124 67V66H123ZM126 67V66H125ZM204 67H207V65L205 66L204 65ZM203 67V68H204ZM215 66H213V67H208V69H210L211 71H213L214 70V72H217V71H215V69L216 68H214ZM234 67H236L235 65H234ZM259 67V66H258ZM264 66H262L261 68H263ZM19 68V67H18ZM50 68V67H49ZM174 68V67H173ZM199 68V67H198ZM218 69H219V67H217ZM237 68V67H236ZM235 68V69H236ZM255 68V67H254ZM260 68V69H261ZM108 69V68H107ZM213 69V70H212ZM234 69V68H233ZM239 70V71H237V74H234V75H237L238 77H236V76H233V78L235 77L236 79H237V83L239 82L240 83V78L242 79V78H244V77H242L244 74H242L241 75V73H243V71H245V70ZM259 69V70H260ZM7 70V71H6ZM9 70V71H8ZM43 71H44V69H42ZM96 70V69H95ZM101 70H102V68H101ZM100 70V71H101ZM132 70V69H131ZM176 70V69H175ZM178 70V69H177ZM199 70L201 71V68H199ZM203 70V69H202ZM205 70V69H204ZM225 70V69H224ZM232 71V68L231 69H228V71H229V74H227L226 72H221L222 73V76H224L223 74L225 73V76H228V75H230L231 77H232V74L230 73L231 71ZM251 70H252V67H251ZM20 71V70H19ZM23 71V70H22ZM31 71V70H30ZM53 71V70H52ZM60 71V70H59ZM153 71H154V69H153ZM199 71V72H200ZM206 71V70H205ZM209 71V70H208ZM227 71V70H226ZM227 71V72H228ZM240 71H242L241 73H240ZM34 72V71H33ZM39 72V71H38ZM36 73V74H38L39 75V73ZM42 72V71H41ZM40 72V74H42L43 75V73H41ZM132 72V71H131ZM148 72H149V70H148ZM214 72H210V73H208L207 74V76L209 75V77L208 78H210V79H212L211 77H213L214 76V78H215V75H217V74H219L220 73V70L216 73V74H214ZM238 72H239V74H238ZM262 72V71H261ZM8 73V74H7ZM22 73V72H21ZM21 73H20V76H21ZM25 73V72H24ZM58 73V72H57ZM97 73V72H96ZM184 73V72H183ZM197 73H198V71H197ZM206 73L207 72H205V74L204 75H206ZM245 73H247V72H245ZM4 74V75H3ZM14 74V73H13ZM66 74V73H65ZM77 74V73H76ZM135 74H137V73H135ZM251 74V73H250ZM260 74V73H259ZM9 75V76H8ZM18 76H19V74H17ZM16 75V76H17ZM30 75H32V74H30ZM37 75V76H38ZM55 75H57V74H55ZM59 75H60V73H59ZM62 75V74H61ZM210 75H212L211 77H210ZM239 75H241V76H239ZM249 75V74H248ZM248 75H247V77H248ZM254 75V77H255V80L257 79L256 77L257 76H255V74H253ZM253 75H252V77H253ZM17 76V77H18ZM19 76V77H20ZM25 76V75H24ZM24 76H22L23 78H24ZM33 76V75H32ZM36 76V77H37ZM40 76V75H39ZM137 76V75H136ZM185 76V75H184ZM201 76V75H200ZM218 76V75H217ZM16 77V78H17ZM30 77V76H29ZM34 77V76H33ZM49 77V76H48ZM67 77V76H66ZM120 77V76H119ZM155 77V76H154ZM230 77V78H231ZM240 77V78H239ZM46 78H47V76H46ZM143 78V77H142ZM249 78H251V77H249ZM2 79V80H1ZM6 79V78H5ZM10 79V78H9ZM14 79H15V77H14ZM19 79H21V77L19 78ZM202 79V78H201ZM219 79V78H218ZM225 79V78H224ZM248 80V82H247V80ZM244 81H245V86L243 87V88H241L240 87V90L238 89L237 91H232V89H234L235 88V86L234 87H232L233 86V84L231 83V82H229V84L230 85H232V86H230V85H228V84H226V82H225V89L227 90L228 88H229V86H230V88L232 87V89L230 90V92H228L229 90H227L225 93L223 92V88L222 87H224L223 85H224V83L223 84H220V85H218V86H221V89H219L217 86H214V89H213V91L216 93H213L214 94V96L212 97V99L210 100V102H204V103H202L201 101H199L200 100V95H198L197 97L198 98H196V100L195 101H193V102H191L190 103V105L191 106H188L187 107V105H181V106H184V107H180L178 110H176L174 113H173V115H171V117H158L159 115H158V113H157V117L155 116V117H153V116H151L152 118H154V119H156L157 120V122H156V120H154L153 119V121H155L156 123H158L157 124V129H155V130H153V131H150L148 134H144L145 136H143L142 138L140 137V138H137V139H135V140H133V139H126V138H124L123 140H122V145H120V146H114V147H110L108 150H109V153H107V155H110L111 153H115V155H117L116 157L117 158H115V160L117 159V161L116 162H113L114 161V157H113V160H111L112 159V156H110L109 158H105V157H103V155H102V157H103V160L99 163V165H101V166H105L106 167V169L105 170H107V171H105L106 173H107V175L108 174H110V175H112L113 177H115L116 179V181L115 180H113L112 178H111V176L110 175H108V176H110V178H108V176H107V178H108V180L109 179H111V181H113V182H115L114 184H115V187H116V183H120V185L121 186H123V187H116V188H114L113 186L114 185H112L113 183L112 182H110V180H109V182L111 183V185L108 183V182H106L107 181V179H105L104 178V176L101 178V177H98L97 179H92L93 181H88V179H87V177L88 178H90L89 177V175L87 176V174H86V176H85V173H90V172H87V171H85L84 169V171L85 172H79V171H81L80 169H78L79 171H77L76 170V168H77V166H76V168L75 169H73L72 168V170H69V168H68V171L63 175L62 173H60L62 176H61V178H60V174L57 176L58 178V180L57 181H55V182H53V183H51V181L53 180V177L51 176V180L50 181H48V179L49 178H47V179H43V180H47L48 181V183L45 181V182H43V180H42V182H41V180H39L38 182H35L34 183V185H33V183H30V182H28V183H30L29 185H31L30 187L29 186H26L27 188H29V189H27L26 187L23 189L24 191L25 190H27L25 193L24 192H21V191H23V190H21V191H15L16 193H19V192H21L22 194H24V196H22V197H20V195H19V197L20 198H16V193H12V192H14L13 191V189L11 188V192H10V190H9V192H6V193H8V194H14V197L13 198H10V199H12V201H10L9 200V202H10V204H11V202H13L12 204H11V206H10V204H8L9 206H4V204H3V201H5V200H2V203H1V201H0V264H69L70 262H72V261H69V263H68V261L66 262L65 261V254L66 253H68L69 254V252L70 251H74V252H79V250H74L72 247H74L75 249H81V248H83L82 250L84 251L83 253L84 254H86L85 252L87 251V252H89L90 253V250H92V251H96L97 253H98V251H100L101 252V250H98V249H96V248H99L100 246V243H101V241H99V240H103L104 242H102L101 244L104 246V243H106V242H111L112 240H114V239H112L113 237H112V234H114V233H111L109 236H110V238H108L109 236L108 235H106L107 237H105L104 235V238L105 239H112L111 241H107V240H105V239H103V237H102V239H100L101 237H100V234H97V236L95 235V236H93V234L95 233V232H97V233H99V232H101L102 231V227H100V226H103V224L102 225H100L101 224V222H99L100 221V219L102 218V219H108L109 220V218H110V220L111 219H114V218H116L117 217V215L119 216H121L122 215V217H124V215H125V213H130L129 211H126V210H133V208H136V210H135V212H136V218L135 217H133V213H135L134 211H133V213H131L130 215H132V216H130L131 217V219H139V218H137L138 217V215L141 213V212H144L142 209V205H139L140 206V209H141V212L139 213V211H140V209H139V206L137 205L136 206V204L139 202V200H151L152 201V203H158L161 199H167V198H164V194H163V196L160 194V191L162 192L163 190H159V186H158V183H160V182H158V180H157V182H156V179L155 180H149V179H145L146 181H147V183L145 184L144 183V185L143 184H137L138 186H134V188H136V190H137V188L139 189V188H146V189H148V190H152V189H154V190H156V192L157 191H159V193L157 192H155L154 191V193L152 194V193H150V194H152L151 196L150 195H148L149 197H144V198H142L141 196V198H139V196L138 195H135V196H138V197H136V198H129L128 197V200H130L131 201V203L135 200V199H137V200H135V201H138V202H135V203H133L132 205H131V203L130 202H128L127 204L129 205V207H131V206H133L134 204V206H133V208L131 209V208H128L126 205H122V203L124 202V198H122V197H125V198H127L126 196L127 195H125V194H127V193H123L122 191H126L125 190V186L124 185H122L123 183H121V182H123V180H125V177L127 176V174L128 173H131V172H133L134 173V170L136 169L137 170V168L139 169V168H141L140 166L142 165V164H144V163H146V164H148V162H149V164H150V162H152V161H155L156 163L154 164V163H151V165L153 164V165H156L157 167V169H156V171H158V170H160V171H158V173L159 174H162L163 172L164 173H166V175L164 174V176H167V180L169 181H174L175 180V178H177V177H180V176H182L183 174H184V176L183 177H190V175H187L188 174V172H189V170L188 169H190L189 167H191V168H196V167H193V166H195V165H197L198 166V164L201 162H199V163H196L195 162V164H194V162H187L186 161V163H187V165H188V169H187V167H186V169L188 170V172L187 171H184L185 170V168H184V166H183V168L181 167L182 165H184L185 164V161H184V163L183 162H180V161H182L181 159H182V156H184L185 154H192V153H194V151L196 152V151H198L199 150V152L201 151V150H203V149H205V150H203L202 152H204L203 154L204 155H206V156H210L211 154L210 153H208V154H206L207 153V151L209 152L210 150L212 151H218L219 150V153H221L219 156H216V154L218 155L219 153H217V151H216V154H215V157H219L217 160L220 162V164L221 163H224V162H226L228 159H227V157H229V156H232V157H236L237 158V161H239V165H240V167H241V173H239V177H235V176H233V174H232V177L233 178H231V177H229L230 175L229 174H224L223 175V179H224V177H225V180L228 178L229 179V181L232 183V181H235L236 180V186L233 184L232 186H234V189L235 190H237V191H242L243 190V188L244 189H246V186L247 187H249L250 185L249 184H252V172L250 173V168L248 167V166H251V165H254L255 163H257V162H259V164L261 165V168H262V172L264 171V155H262L261 156V153L263 152L264 153V100L262 99V95L261 96H258V94H261V93H264V89H261L262 90V92L260 93L259 91H258V89H257V91L255 90V88H254V84L252 83V82H250L249 81V79L248 78H246ZM24 80V79H23ZM22 80V81H23ZM26 80V79H25ZM32 80V79H31ZM67 80V79H66ZM119 80V79H118ZM204 80V79H203ZM234 80V79H233ZM252 80H254V78H252ZM262 80H264V78L262 77ZM8 81V80H7ZM44 82H45V80H43ZM129 81V80H128ZM202 81V80H201ZM225 81H227L228 82V80L226 79ZM229 81H232V79L230 80L229 79ZM235 81V80H234ZM257 81V80H256ZM13 82V81H12ZM47 82H48V80H47ZM236 82V81H235ZM6 83V82H5ZM27 83V82H26ZM75 83V82H74ZM90 83V82H89ZM204 83V82H203ZM238 83V84H239ZM241 83H243V81H241ZM4 84V83H3ZM7 84L8 83H6V85H5V87L7 86ZM29 84V83H28ZM45 84V83H44ZM236 84V83H235ZM244 84V83H243ZM12 85H13V83H12ZM11 85V86H12ZM42 85V84H41ZM47 85V84H46ZM142 85V84H141ZM237 85V84H236ZM242 85V84H241ZM263 86H264V81H263V84H262ZM9 86H10V84H9ZM21 86V85H20ZM32 86V85H31ZM43 86V85H42ZM75 86V85H74ZM101 86V85H100ZM125 86V85H124ZM147 86V85H146ZM150 86V85H149ZM148 86V87H149ZM189 86V85H188ZM47 87H48V85H47ZM67 87V86H66ZM127 87V86H126ZM145 87V86H144ZM151 87V86H150ZM228 87V88H227ZM258 87V86H257ZM0 88H1V86H0ZM12 88V87H11ZM14 88V87H13ZM39 88H40V86H39ZM43 88V87H42ZM53 88V87H52ZM132 88V87H131ZM154 88V87H153ZM201 88V87H200ZM204 88V87H203ZM259 88V87H258ZM261 88V87H260ZM4 89V88H3ZM3 89H1V90H3ZM71 89V88H70ZM109 89V88H108ZM132 89H134V88H132ZM142 89V88H141ZM141 89H138V90H140L141 91ZM144 89V88H143ZM217 89H218V91H217ZM11 90H13V89H11ZM15 90V89H14ZM41 90V89H40ZM45 90V89H44ZM61 90V89H60ZM64 90V89H63ZM86 90V89H85ZM110 90V89H109ZM136 90V89H135ZM149 90H150V88H149ZM207 90V88L206 89H202V90H198V94H199V92H201V93H203V92H205V91ZM220 90V91H219ZM260 90V91H261ZM5 91H6V89H5ZM8 91V90H7ZM10 91V90H9ZM45 91H47V90H45ZM65 91V90H64ZM116 91V90H115ZM130 91H132V90H130ZM148 91V90H147ZM190 91V90H189ZM4 92V91H3ZM11 92H13V91H11ZM72 92V91H71ZM104 92V91H103ZM107 92V91H106ZM123 92V91H122ZM128 92V91H127ZM125 93V94H127L128 95V93ZM145 92V91H144ZM221 92H223V93H221ZM1 93V92H0ZM5 93V92H4ZM14 93V92H13ZM50 93V92H49ZM59 93H61V92H59ZM58 93V94H59ZM77 93H79V92H77ZM76 93V94H77ZM131 93V92H130ZM190 93V92H189ZM219 93H221L220 95H219ZM18 94V93H17ZM74 94V93H73ZM104 94V93H103ZM114 94V93H113ZM136 93L134 92V95H135ZM138 94V93H137ZM19 95V94H18ZM23 95V94H22ZM44 95V94H43ZM57 95V94H56ZM109 95H110V97H108V99H107V102L105 101L106 100V98H105V102L107 103V107L106 108H104V109H102V107H100V106H98L99 107V112L100 113H105V111L104 112H101L100 111V108L102 109V110H108V108H110V114H112L111 112H115V114L113 113V116L112 115H110L109 117H111L112 116V118H115L116 117V111L118 110V111H121V112H123L122 111V106H124L125 105V107L126 106H128V104L127 103H124L123 105H121V103H123V102H127L129 99H133L132 97H130V96H128V97H130L129 99H127V98H125L124 96L122 97V96H118L117 95V97L116 96H114V95H111L110 93H109ZM108 95V96H109ZM130 95H132V94H130ZM80 96V95H79ZM105 96V95H104ZM133 96V95H132ZM207 96V95H206ZM264 96V95H263ZM20 97V96H19ZM210 97V98H211ZM6 98V97H5ZM10 98H12V96L10 97ZM52 98V97H51ZM55 98V97H54ZM73 98V97H72ZM75 98V97H74ZM209 98V99H210ZM13 99V98H12ZM42 99V98H41ZM127 99V101H125ZM198 99V100H197ZM15 100H17V99H15ZM137 100V99H136ZM27 101H29V100H27ZM48 101V100H47ZM46 101V102H47ZM103 101V100H102ZM141 101V100H140ZM147 101V100H146ZM62 102V101H61ZM87 103H88V101H86ZM92 102H94V100H92L91 101V104H92ZM129 102H130V100H129ZM187 102V101H186ZM39 103V102H38ZM48 103V102H47ZM63 103V102H62ZM87 103H84L83 105H85V104H87ZM97 103V102H96ZM103 103V102H102ZM101 103V104H102ZM137 103V102H136ZM141 103V102H140ZM193 103V104H192ZM59 104V103H58ZM90 104V105H91ZM99 105H100V103H98ZM97 104V105H98ZM105 104V103H104ZM132 104V103H131ZM138 104V103H137ZM136 104V105H137ZM147 104H149V103H147ZM164 104V103H163ZM48 105H50L49 103H48ZM82 105V104H81ZM89 104H87L86 106H88ZM130 105V104H129ZM145 105H146V103H145ZM85 106V107H86ZM103 106V105H102ZM105 106H106V104H105ZM130 106H132V105H130ZM130 106H128L129 108H130ZM140 106H141V104H140ZM152 106V105H151ZM156 106V105H155ZM158 106V105H157ZM164 106V105H163ZM177 106V105H176ZM52 107V106H51ZM79 107V106H78ZM96 107V105L93 107V108H95ZM97 107V108H98ZM119 107H121V110H120V108ZM128 107H126L127 109H126V111L128 112V110H129V108ZM146 107H148V106H146ZM153 107V106H152ZM174 108H175V106H173ZM20 108V107H19ZM53 108V107H52ZM66 108V107H65ZM92 107H90V108H88L89 109V111L91 110L92 111V109H91ZM97 108H95L94 110H96ZM119 108V109H118ZM133 108V107H132ZM139 108V107H138ZM161 108V107H160ZM163 108V107H162ZM172 108V107H171ZM177 108H178V106H177ZM176 108V109H177ZM134 109V108H133ZM148 109V108H147ZM125 110V109H124ZM143 110H144V108H143ZM152 110V109H151ZM164 110V109H163ZM173 110V109H172ZM15 111V110H14ZM31 111V110H30ZM86 111V110H85ZM82 112V114L84 113V115L87 113V111L86 112ZM109 111L107 112V115H109L108 113H109ZM125 111V112H126ZM148 111H149V109H148ZM153 111V110H152ZM160 111V110H159ZM162 111V110H161ZM166 111V110H165ZM32 112V111H31ZM37 112V111H36ZM94 112V111H93ZM96 112L97 111H95V113L94 114H96ZM121 112H120V114H121ZM131 112V111H130ZM129 112V113H130ZM139 112V111H138ZM137 112V113H138ZM168 112H170V111H168ZM75 113V112H74ZM88 113H90V112H88ZM87 113V114H88ZM119 113V112H118ZM118 113H117V117L119 118L120 117V115H118ZM145 113V112H144ZM64 114V113H63ZM81 113H79V115H80ZM81 114V115H82ZM93 114V113H92ZM97 114H98V112H97ZM125 114V113H124ZM124 114H121V116H123ZM153 114V113H152ZM160 114V113H159ZM47 115V114H46ZM79 115H77L78 116V118H82V116L81 117H79ZM89 115V114H88ZM90 115H91V113H90ZM89 115V116H90ZM100 115V118H101V116H103V115H101V114H99ZM106 115V114H105ZM104 115V116H105ZM106 115V116H107ZM136 115V114H135ZM170 115V114H169ZM52 116V115H51ZM55 116V115H54ZM86 116V115H85ZM92 117H91V120L93 119V115H91ZM126 116V115H125ZM160 116H161V114H160ZM33 117V116H32ZM84 117V116H83ZM97 117V116H96ZM148 117V116H147ZM7 118H9V117H7ZM86 118H87V116H86ZM85 118V119H86ZM89 118V117H88ZM123 118H124V116H123ZM146 118V117H145ZM144 118V119H145ZM160 118V119H159ZM171 118H173V119H171ZM26 119V118H25ZM97 119V118H96ZM103 119H105V117H103ZM106 119H108L107 117H106ZM111 118H109L108 119V122L110 121V122H112L111 120H110ZM116 119V118H115ZM125 119V118H124ZM148 119V118H147ZM169 119H171L172 121H168ZM94 120H95V118L93 119V122H94ZM122 120V119H121ZM121 120H117V121H121ZM150 120V119H149ZM40 121V120H39ZM81 121V120H80ZM87 121V120H86ZM90 121V120H89ZM96 121V120H95ZM106 120H104V121H102V122H105ZM114 121V120H113ZM32 122V121H31ZM75 122V121H74ZM85 122V121H84ZM92 122V121H91ZM100 122V121H99ZM108 122H106V124L105 125H108L107 123ZM123 122V121H122ZM142 122H143V119H142ZM1 123H2V121H1ZM87 123H88V121H87ZM114 123V122H113ZM118 123V122H117ZM51 124V123H50ZM74 124V123H73ZM8 125V124H7ZM79 125V124H78ZM114 125V124H113ZM50 126V125H49ZM93 126V125H92ZM99 126H100V123H99ZM104 126V125H103ZM109 126V125H108ZM119 126V125H118ZM139 126V125H138ZM11 127V126H10ZM82 127H84L83 126V124H82ZM105 127H107V126H105ZM4 128V127H3ZM45 128V127H44ZM92 128V127H91ZM104 128V127H103ZM112 128V127H111ZM118 128H120V127H118ZM105 129V128H104ZM109 129V128H108ZM101 130V129H100ZM124 130V129H123ZM77 131V130H76ZM6 132V131H5ZM5 132H3L4 133V135L6 136V134H5ZM97 132V131H96ZM102 132H104V130L102 131ZM106 132V131H105ZM107 132H108V130H107ZM110 132V131H109ZM113 132H116V129H115V131H113ZM122 132V131H121ZM1 133V132H0ZM36 133V132H35ZM42 133H44V132H42ZM57 133V132H56ZM58 133H59V130H58ZM99 133V132H98ZM97 133V134H98ZM117 133H119V131H117ZM28 134V133H27ZM104 134H106V133H104ZM109 134V133H108ZM121 134V133H120ZM143 134V133H142ZM32 135V134H31ZM41 135V134H40ZM48 135V134H47ZM68 135V134H67ZM101 135H102V133H101ZM112 135V134H111ZM38 136V135H37ZM57 136V135H56ZM72 136V135H71ZM100 136V135H99ZM110 135H108V137H109ZM120 137V136H119ZM35 138H37V137H35ZM42 138V137H41ZM44 138V137H43ZM55 138V137H54ZM104 138V137H103ZM96 139V138H95ZM98 139V138H97ZM20 140V139H19ZM28 140V139H27ZM36 140V139H35ZM38 140V139H37ZM99 140V139H98ZM95 141V140H94ZM114 141V140H113ZM118 141V140H117ZM54 142V141H53ZM84 142V141H83ZM23 143V142H22ZM35 143V142H34ZM49 143H51V141L49 142ZM86 143V142H85ZM100 144H101V142H100ZM105 144V143H104ZM108 144V143H107ZM6 145V144H5ZM32 145V144H31ZM53 145V144H52ZM90 145V144H89ZM102 145V144H101ZM7 146V145H6ZM5 146V147H6ZM98 146V145H97ZM108 146V145H107ZM1 147H3V145L1 146ZM100 147V146H99ZM74 148V147H73ZM76 148V147H75ZM2 149V148H1ZM72 149V148H71ZM70 148H69V150H71ZM201 149V150H200ZM22 151V150H21ZM64 151V150H63ZM62 151V152H63ZM72 151V150H71ZM77 151V150H76ZM85 151V150H84ZM221 151V152H220ZM58 152V151H57ZM68 152V151H67ZM105 152V151H104ZM47 153V152H46ZM60 153V152H59ZM212 153V152H211ZM215 153V152H214ZM262 153V154H263ZM45 154V153H44ZM62 154H64V153H62ZM73 154H74V152H73ZM76 154V153H75ZM197 154V153H196ZM69 155V154H68ZM78 155V154H77ZM90 155V154H89ZM104 155H106V154H104ZM128 157V159L129 160H126L127 159V157ZM193 155H195V154H193ZM55 155H53V157H54ZM57 156H59V155H57ZM63 156V155H62ZM119 156V157H118ZM181 156V157H180ZM186 156V155H185ZM192 156V155H191ZM214 155H211L210 157V159L212 160V162H213V159H215V158H212ZM47 157V156H46ZM49 157V156H48ZM48 157H47V159H48ZM60 157H61V155H60ZM66 157H68V156H66ZM75 157V156H74ZM81 157V156H80ZM107 157V156H106ZM125 157V158H124ZM180 157V158H179ZM201 157V156H200ZM202 157H203V155H202ZM201 157V158H202ZM205 157V156H204ZM203 157V158H204ZM207 157V158H208ZM242 159H240V158ZM64 158V157H63ZM63 158H61V160L63 159ZM79 158V157H78ZM100 158V157H99ZM105 158V159H104ZM124 158V159H123ZM131 158V159H130ZM155 159V160H152V161H150L151 159ZM199 158V157H198ZM203 158L202 159H198L197 161H199V160H203ZM206 157H205V159H204V161L207 163L206 165L203 163V165H205V166H207V165H209V163L211 162L210 161V159H209V161H207L208 159H207ZM239 158V159H238ZM71 159V158H70ZM83 159V158H82ZM101 159V158H100ZM99 159V160H100ZM148 159H150L149 161H147ZM179 159V160H178ZM8 160V159H7ZM37 160V159H36ZM35 160V161H36ZM50 160V159H49ZM48 160V161H49ZM52 160V159H51ZM68 160V159H67ZM66 160V161H67ZM108 160H111V163L112 164H110V165H108ZM184 160V159H183ZM241 160V161H240ZM260 160V161H259ZM60 161V160H59ZM59 161H58V164H60L59 163ZM63 161H65V159L63 160ZM62 161V164L64 163ZM147 161V162H146ZM177 161H178V164H177ZM233 161H235L234 159H233ZM236 161V162H237ZM37 162H39V161H37ZM41 162V161H40ZM42 162H44V161H42ZM46 162V161H45ZM75 162V161H74ZM74 162H73V164H74ZM88 162V161H87ZM89 162H91L92 163V161L90 160ZM141 162H143L142 164H141ZM180 162V163H179ZM209 162V163H208ZM218 162V163H219ZM235 162V163H236ZM7 163H8V161H7ZM176 163V164H175ZM181 163H183V164H181ZM191 163V165H189ZM202 163V162H201ZM200 163V164H201ZM234 163V164H235ZM253 163V164H252ZM41 164V163H40ZM47 164H48V162H47ZM57 164V165H58ZM69 164V163H68ZM77 164H78V162H77ZM82 164H84V163H82ZM93 164H94V162H93ZM140 164V165H139ZM173 164H175V165H173ZM212 164V163H211ZM251 164V165H250ZM258 164V165H259ZM70 165V164H69ZM79 165H81V164H78V166ZM87 165V164H86ZM145 165V164H144ZM151 165L150 166H148L147 168H146V170L147 169H151ZM152 165V166H153ZM176 165H178V167L176 166ZM181 165V166H180ZM243 165V166H242ZM256 165V164H255ZM6 166V165H5ZM35 166V165H34ZM38 166V165H37ZM52 166H53V164H52ZM52 166H51V168H52ZM59 166V165H58ZM62 165H60L59 166V168L61 167ZM143 166V165H142ZM236 166V165H235ZM22 167V166H21ZM47 167V166H46ZM56 167V166H55ZM69 167V166H68ZM70 167H71V165H70ZM97 167V169L99 170V166H96ZM150 167V168H149ZM153 167H155V166H153ZM179 167H181V168H179ZM238 167V166H237ZM251 167H253V166H251ZM255 167V166H254ZM257 167V166H256ZM3 168H4V165H3ZM9 168V167H8ZM8 168L6 169V170H8ZM25 167H23V169H24ZM28 168H30V167H28ZM36 168V167H35ZM49 168V167H48ZM54 168V167H53ZM58 168V167H57ZM56 168V169H57ZM62 168H64V167H62ZM87 168V167H86ZM145 168L143 167V169L145 170ZM213 168V167H212ZM249 168V169H248ZM259 168V167H258ZM257 168V169H258ZM14 169V168H13ZM37 169V168H36ZM46 169V168H45ZM56 169H54V170H56ZM96 169V170H97ZM142 168H141V171H140V174L141 173H143V172H146V171H144ZM203 169H205V170H207L208 171V173H209V171H210V168L209 167H206V168H203ZM15 170V169H14ZM53 170V171H54ZM59 170V169H58ZM90 170V169H89ZM95 170V169H94ZM95 170V171H96ZM195 169H193V170H190V174L192 173V171H194ZM238 170V169H237ZM2 171H4V170H2ZM8 171H10V170H8ZM12 171V170H11ZM11 171H10V173H11ZM16 171H19V170H16ZM21 171V170H20ZM61 171V170H60ZM62 171H64V170H62ZM94 171V172H95ZM101 171V170H100ZM103 171V170H102ZM163 171V172H162ZM197 171V170H196ZM199 171V170H198ZM215 171V170H214ZM239 171V170H238ZM252 171V170H251ZM1 172V171H0ZM4 172H6V171H4ZM14 172V171H13ZM46 172V171H45ZM56 172H58V171H56ZM78 172V173H77ZM136 172V171H135ZM161 172V173H160ZM186 172H187V174H186ZM211 172H213V170L211 171ZM210 172V173H211ZM254 172V171H253ZM37 173V172H36ZM76 173L78 174L77 176H73V174L74 175H76ZM91 173H92V171H91ZM98 173H100V172H98ZM97 173V174H98ZM132 173V174H133ZM137 173V172H136ZM150 173V172H149ZM200 173V172H199ZM203 173V172H202ZM207 173V172H206ZM1 174H4V173H1ZM31 174V173H30ZM33 174V173H32ZM31 174V175H32ZM39 174V173H38ZM93 174V173H92ZM145 174V173H144ZM193 174V173H192ZM231 174V173H230ZM261 174V173H260ZM102 175H104V174H102ZM134 175V174H133ZM186 175V176H185ZM206 175H208V174H206ZM226 175H229L228 177H226ZM71 176H73V177H71ZM90 176H91V174H90ZM101 176V175H100ZM106 176V175H105ZM197 176V175H196ZM209 176V175H208ZM28 177V176H27ZM74 177H75V179H74ZM128 177V176H127ZM126 177V178H127ZM131 177V176H130ZM136 177V176H135ZM154 177V176H153ZM192 177V176H191ZM200 177V176H199ZM261 177H263L264 178V176H261ZM34 178V177H33ZM56 178V177H55ZM60 178V179H59ZM147 178V177H146ZM165 178V180H166V177H164ZM181 178V177H180ZM195 177L193 176V179H194ZM206 178V177H205ZM215 178V177H214ZM218 178V177H217ZM232 179V181H231V179ZM237 178H238V180H237ZM129 179V178H128ZM131 179V178H130ZM129 179V180H130ZM153 179V178H152ZM160 179V178H159ZM218 179H220V178H218ZM218 179H216L217 181H218ZM258 179H260V177H258ZM28 180H30V179H28ZM31 180H32V178H31ZM38 180V179H37ZM129 180H127V182L129 181ZM181 180V179H180ZM183 180V179H182ZM190 180H191V178H190ZM204 180V179H203ZM220 180H222V179H220ZM264 180V179H263ZM135 181V180H134ZM134 181H132L133 183H134ZM163 181H164V179H163ZM202 181V180H201ZM201 181L199 182V183H197L198 181H194L193 183H195V185H197V188H201V186L199 187V185H200V183H201ZM207 181V180H206ZM229 181H227V182H229ZM261 181V184L262 183H264V181L262 182V180H260ZM7 182V181H6ZM25 182H26V180H25ZM50 182V183H49ZM129 182H131V181H129ZM162 182V181H161ZM208 182L210 183V181L208 180ZM227 182L226 181H224V183L225 184H227ZM229 182V184H231ZM248 182H249V184H248ZM251 182V183H250ZM4 183V182H3ZM108 183V184H107ZM168 183V182H167ZM179 183V182H178ZM197 183V184H196ZM212 183V182H211ZM215 183H217V182H215ZM255 183V182H254ZM258 184H259V182H257ZM23 184H25V183H23ZM125 184V183H124ZM161 184V183H160ZM171 184V183H170ZM174 184V183H173ZM189 184V183H188ZM202 185H203V189L205 190L206 188V190H208V187H209V184H207L206 182H203V183H201ZM213 184V183H212ZM258 184H257V186H258ZM6 185V184H5ZM111 186V187H113L111 190V192H110V194L111 195H109L108 194V192H107V194L109 195V196H111V198H110V201H107V202H109L107 205H103V206H100L99 207V205L101 204L102 205V203H101V201L102 200H100V199H102L100 196V198H97V196H96V194L98 195V193H100V194H102V192L103 191H106V190H109V189H107V187L108 186ZM129 185V184H128ZM132 184H130V186H131ZM133 185H135V184H133ZM132 185V186H133ZM162 185V184H161ZM181 185V184H180ZM179 185V186H180ZM194 185V184H193ZM192 185V187H196V186H193ZM220 184H217V186L216 187H218ZM221 185H223V183L221 184ZM253 185L254 184H252L251 185V188H253ZM260 185V184H259ZM1 186V185H0ZM9 186V185H8ZM25 186V185H24ZM127 186V185H126ZM164 186V185H163ZM163 186H161V187H163ZM165 186H166V183H165ZM186 186V185H185ZM183 184H182V186L179 188L178 187V189H182V188H184L185 187ZM208 186V187H207ZM227 186V185H226ZM7 187V186H6ZM220 187V186H219ZM255 187V186H254ZM3 188H5V187H1V190L3 189ZM15 188V187H14ZM128 188V187H127ZM126 188V189H127ZM131 188V187H130ZM165 188V187H164ZM200 189V190H202L203 191V189ZM221 188V187H220ZM229 188H230V186H229ZM233 188V187H232ZM250 188V187H249ZM257 188V187H256ZM259 189V193H262V195H260L259 196V194H258V196L257 197H260V199H259V201L257 200V203L259 202V203H264V198L263 199H261V197L263 196L264 197V184H263V187L262 186H260V187H258ZM19 189V188H18ZM17 189V190H18ZM123 189V190H122ZM158 189V190H157ZM161 189V188H160ZM186 189H188V188H186ZM186 189H183V190H186ZM0 190V194L1 193H5V191H1ZM127 190H129V189H127ZM132 190V188L130 189V191ZM165 190V189H164ZM191 190V189H190ZM196 190V188L194 189V191ZM235 190H232V191H230V192H233V191H235ZM253 190H254V188H253ZM258 190H256L255 189V191H258ZM7 191V190H6ZM84 191H87L88 193L90 192V193H92V195H91V197L93 198H91L92 199V202H90V204H89V202H86L85 200V202L84 201H80L79 199L78 200H74V197L75 196H78L79 195V193H83ZM143 191H145V189L143 190ZM179 191V190H178ZM180 191H182V190H180ZM189 191V190H188ZM202 191H200L201 193H202ZM224 191H225V189H224ZM228 191V192H229ZM246 191V190H245ZM245 191H242L241 192V195H242V193L244 192V195H245ZM221 192V191H220ZM226 192V191H225ZM21 193H19V194H21ZM94 193V194H93ZM96 193V194H95ZM103 193H105L106 194V192H103ZM138 194V191L137 192H135V194ZM172 193V192H171ZM175 193V194H174ZM173 194V196L172 195H169V196H171V197H173L172 198V200H177V198H181L180 197V195H178V192H177V194H176V192H174ZM181 193V192H180ZM192 193H193V195H194V192H193V190H192ZM197 193H199V192H197ZM238 193V192H237ZM252 193V191L249 193L250 195H252L251 194ZM7 194V195H8ZM125 195V196H122V197H120L121 195ZM12 195L10 196V197H12ZM93 195L94 196H96V197H93ZM128 195H129V193H128ZM139 195H141V194H139ZM177 195V196H176ZM182 195V194H181ZM223 195H225V194H223ZM233 195H234V193H233ZM247 195V194H246ZM249 195V196H250ZM2 196V195H1ZM1 196H0V200H1ZM4 196H5V194H4ZM3 196V197H4ZM18 196V195H17ZM186 196V195H185ZM192 196V195H191ZM227 195H225V197H226ZM236 196V195H235ZM234 196V197H235ZM105 197V196H104ZM166 197V196H165ZM170 197V198H171ZM174 197H175V199H174ZM224 197V196H223ZM222 197V198H223ZM238 197H239V195H238ZM251 197V196H250ZM257 197H251V199H250V201H248V197H247V200H245V201H243L244 200V197H243V199H241L242 201H243V204H244V202L246 203V201H247V203H246V207H247V209H248V206H249V204H253V206L251 207V209L253 208V207H258L259 205V203L257 204L256 203V205L254 204V201H255V199H257ZM7 198V197H6ZM120 198H122V200H120ZM148 198V199H147ZM169 197H168V199H170ZM183 198V204H182V202H180V204L181 205H183V206H178V207H180V209H176V211L175 210H173L174 211V213L175 212H177V213H179V214H174L173 216L176 218V216L175 215H177V218H179L178 220H180V219H184L183 218V216L182 215H185V214H183L182 213V211L181 210H183V212L185 213L187 210H189V209H183V207H186L187 205H189V204H187L186 206L184 205V203L185 202H187V201H189L187 198V201H184V199H185V197H182ZM181 198V199H182ZM188 198H190V197H188ZM197 198V197H196ZM200 198V196L198 197V199ZM219 199H222L221 198V194H220V196L218 197ZM216 199V200H219V199ZM240 198H242V196L240 197ZM239 198V199H240ZM4 199V198H3ZM9 199V198H8ZM81 199H83V197L81 198ZM85 199V198H84ZM90 199V200H91ZM226 199V198H225ZM133 200V201H132ZM196 200V199H195ZM194 200V201H195ZM200 200V199H199ZM224 199H222L221 201H223ZM253 200V201H252ZM6 201L8 202V200L6 199ZM5 201V202H6ZM89 201V200H88ZM178 201V200H177ZM234 201V200H233ZM242 201H240V203L242 202ZM6 202V203H7ZM105 202V201H104ZM119 202H121V203H119ZM197 202V201H196ZM223 202H226L225 204H227V206H228V202L229 201H223ZM256 202V201H255ZM5 203V204H6ZM124 203H126V202H124ZM140 203V202H139ZM138 203V204H139ZM169 203V202H168ZM220 203V202H219ZM230 203V202H229ZM3 204V205H2ZM95 205V208H98V209H100V210H96L95 209V211H97V213L100 211L101 212V214L100 213H98L99 214V216H98V214H94V213H92V214H94V215H92V214H90L89 216H86L85 215V219H86V222H88L89 221V219H90V223L88 222V224L89 225H87L86 226V224H85V220H82V221H84V222H81V220H80V218H82V216L81 217H79V220H80V223L77 221V219L78 218H76V216L78 215L76 212H78L79 211V213H85L84 211H86L87 210V208H88V211H89V209L90 210H94V209H91V206L92 205ZM162 204V203H161ZM177 204H179V203H177ZM197 204H198V202H197ZM231 204H233V203H230V207H234L233 205L231 206ZM93 205V206H94ZM98 205V206H97ZM131 205V206H130ZM150 205V204H149ZM173 205V204H172ZM239 205V204H238ZM241 205V204H240ZM240 205H239V207H240ZM255 205V206H254ZM258 205V206H257ZM92 206V207H93ZM190 206V205H189ZM216 206V205H215ZM235 206H236V202H235ZM241 206H243V205H241ZM90 207V208H89ZM138 207V208H137ZM154 207V206H153ZM229 207V206H228ZM128 208V209H127ZM171 208H172V206H170V211H172L171 210ZM177 208V207H176ZM186 208H188V207H186ZM213 208V207H212ZM235 209H236V211H238V212H240L236 207H234ZM245 208V207H244ZM243 207H242V209H244ZM44 209V210H43ZM147 208L145 207V210H146ZM161 209V208H160ZM159 209V210H160ZM197 209V208H196ZM196 209H194L193 208V210H196ZM152 210V209H151ZM191 210V209H190ZM209 210H211V209H209ZM241 210V209H240ZM66 211H68L69 213H67ZM74 211H76V212H74ZM80 211H82V212H80ZM169 211V210H168ZM168 211L166 212V213H168ZM231 211V210H230ZM233 211V210H232ZM235 211V210H234ZM233 211V212H234ZM235 211V212H236ZM71 212H74V213H71ZM87 212V211H86ZM132 212V211H131ZM159 212V211H158ZM164 212H165V210H164ZM228 212V211H227ZM249 211H247V213H248ZM128 213L126 214V215H128ZM180 213H181V215H180ZM209 214H204V215H201V221H198V219H195V221L197 220L198 222H195L198 226H200L201 224H204L203 223V221H204V219L202 220V217L203 218H205V215H209V218L211 219V217L214 219L216 216H215V214H213L214 212H212V213H210V211L208 212ZM232 213V212H231ZM252 214H254V212H251ZM57 214H59V217H56L57 216ZM72 214H74V215H72ZM76 214V215H75ZM103 214H105V215H103ZM143 213H141V216H143L142 215ZM157 214V216H156V218H162L161 217V215H162V213H161V215H160V217H159V215H158V213H156ZM156 214H154V217H155V215ZM187 214H188V212H187ZM220 214V213H219ZM235 214H237V213H235ZM56 215V216H55ZM93 217H92V216ZM110 215H114V218L112 217V216H110ZM164 215V214H163ZM179 215V216H178ZM217 215V214H216ZM223 215H225V214H223ZM234 215V214H233ZM72 216L74 217V218H72ZM91 216V218H89V219H87L88 217H90ZM96 216H98V217H96ZM102 216H105V218L104 217H102ZM110 216V217H109ZM116 216V217H115ZM120 216H119V218H120ZM141 216L139 215V217L141 218ZM169 216V215H168ZM180 216H182L181 218H180ZM215 216V217H214ZM237 216V215H236ZM235 216V217H236ZM240 216V215H239ZM127 217H129V216H127ZM154 217H153V219H154ZM166 217H167V215H166ZM170 217V216H169ZM171 217H172V215H171ZM186 217V216H185ZM200 217V216H199ZM225 217V216H224ZM228 217V216H227ZM234 217V218H235ZM243 217V216H242ZM190 218V217H189ZM222 218V217H221ZM233 218V219H234ZM82 219H84V218H82ZM106 219V220H107ZM126 219V218H125ZM131 219H129V220H131ZM153 219L151 218L150 219V221L152 220L153 221ZM159 219V220H160ZM164 219V218H163ZM166 219V218H165ZM228 219H231L232 220V217H229ZM238 219H240V218H238ZM59 221L60 222V224H59V222L57 223L56 221ZM88 220V221H87ZM110 220H109V222H110ZM128 222L126 223V224H128L129 226H131L132 224L131 223H129V220L128 219H126ZM155 220V219H154ZM101 221H103V220H101ZM183 221V220H182ZM205 221H206V219H205ZM209 220H208V217H207V221L205 222V223H209L210 221L212 222V220H210L209 222H208ZM225 221H228V220H226L225 219ZM66 222V223H65ZM108 222V221H107ZM106 222V223H107ZM155 222H157V220L155 221ZM159 222V221H158ZM161 222H162V220H161ZM184 222V221H183ZM193 222V221H192ZM200 222H202L201 224H200ZM230 222H232V221H230ZM62 223H65V225L63 224L62 225ZM82 223V224H81ZM84 223V224H83ZM102 223H104V221L102 222ZM124 223V225H126ZM199 223V224H198ZM59 224V225H58ZM66 224H68L69 226H73V228L74 227H76V228H72L71 230H67V228L66 227H68V229H70L69 228V226H67ZM146 224V223H145ZM143 225V227L145 226L146 227V225ZM167 224V223H166ZM176 224V223H175ZM174 224V221H173V224H172V222H171V227H172V230L174 229V230H176L178 227H179V225H181L179 222H177V224H179V225H175ZM62 225V226H61ZM109 225L111 226L112 224H110V223H108L107 224V226L109 227ZM122 225V224H121ZM124 225L122 226V228H124V231H120V230H118L120 233H123L122 235H120V233H118L119 235L117 236V232H116V234H115V239L117 238L118 240H123V238H124V236H125V229L127 230V228H125L124 227ZM128 225H126V226H128ZM140 225V224H139ZM142 225V224H141ZM140 225V226H141ZM162 225V224H161ZM173 225V226H172ZM64 226H66V227H64ZM118 226V225H117ZM116 225H114L113 227L115 228V227H117ZM128 226V227H129ZM138 226V225H137ZM139 226V227H140ZM151 226V225H150ZM149 226V227H150ZM154 226H156V227H153L152 226V234H154L155 235V237H159L160 238V236L162 237V239L164 238L163 236V231L161 230L163 227L162 226H160L159 224H154ZM160 226V228H157V227H159ZM163 226H165V225H163ZM175 226H176V229H175ZM196 226V225H195ZM198 226H196V227H198ZM210 226V225H209ZM231 226V225H230ZM249 227H251V225L249 224L248 225ZM248 226H246V227H244V228H242L244 231L247 229V227ZM104 227V226H103ZM112 227V226H111ZM138 227V228H139ZM145 227L143 228V229H141V231L142 230H144L145 229ZM148 227V228H149ZM170 227V228H171ZM196 227H194V228H196ZM210 227H212V226H210ZM215 227H217V226H215ZM78 228L80 229V230H78ZM100 228V230H98ZM147 228V229H148ZM169 228V229H170ZM199 228V227H198ZM198 228H196V229H198ZM218 228V229H217ZM215 230V233L216 234H214V230L212 229V231L210 232V233H212L213 232V234L214 235H216V236H218L217 234H218V232L220 233V231H226L225 229H224V227H222L221 228V226H218ZM219 228L220 229H222V230H220L219 231ZM77 229V230H76ZM104 229V228H103ZM110 229V228H109ZM108 229V230H109ZM119 229V228H118ZM150 229V228H149ZM148 229V230H149ZM179 229H182V228H178L176 231H178ZM189 229V228H188ZM192 229H193V227H192ZM196 229H194L193 231H189L190 232V234H189V232H187L188 234H189V236H193L194 237V234L193 233H195L196 231ZM209 229V228H208ZM224 229V230H223ZM67 230V231H66ZM84 230V231H83ZM93 230L95 231L94 233H92L93 232ZM130 230V229H129ZM140 230V229H139ZM147 230V231H148ZM163 230H166V228L164 229L163 228ZM241 230V229H240ZM238 231L239 232V234H238V232H237V235H239L238 237L236 236V239H240V238H245V237H248L247 235H249L251 232H253V231H251V228H248L246 231H248V230H250V231H248V232H245L246 234H244L243 232H242V230L241 231ZM254 230V229H253ZM81 231H83V232H85L84 233V235L81 233ZM112 231V230H111ZM117 231V230H116ZM134 231V230H133ZM141 231H140V236H141ZM188 231V230H187ZM205 231H207V230H205ZM231 231V230H230ZM137 232V231H136ZM180 232V234L179 235H182L181 237H183L184 236V238L186 237V235H187V233L185 234V235H183L184 233L180 230L179 231ZM178 232V233H179ZM193 232V233H192ZM197 232H199V231H197ZM242 232V233H241ZM64 233H66V234H64ZM138 233L139 232H137V235H138ZM145 232H143V235H145L144 234ZM181 233H183V234H181ZM222 233V232H221ZM68 234V235H67ZM81 234V239H84V237H85V241H82L80 238V240H76V238H78V236ZM86 234V235H85ZM96 234V233H95ZM147 234V233H146ZM177 234V233H176ZM193 234V235H192ZM199 234H201V233H196L195 235V238H194V240L197 238V236L199 237ZM212 234V235H213ZM223 234L225 235V232H223ZM242 234V237L240 236ZM243 234L245 235L244 237H243ZM64 235V237H66V236H68V237H70L71 239L72 238H75L74 240H71V242L72 241H74L72 244H74V245H72L71 246V248H72V250L70 249V246L69 247H67L68 249H66V246L64 245L63 246V244H65V242L66 241H68L69 242V238L67 237V239H66V241L65 240H63L60 236H63ZM128 235H131L132 236V234H129V233H127V237H128ZM134 236H136V234H133ZM148 235V234H147ZM163 235V236H162ZM205 235V242H203V244L205 243V245L207 246V243H208V238H212V235L211 234H209V232H206V234H203L202 236H204ZM211 235V236H210ZM213 235V236H214ZM251 235V234H250ZM254 235V233L252 234V236ZM259 235V234H258ZM86 236L88 237V240H86L87 238H86ZM102 236V235H101ZM125 236V239H128L127 237ZM131 236H129V237H131ZM149 236V235H148ZM148 236H146V237H148ZM210 236V237H209ZM58 237L60 238V240H63V243L61 242V244H59L57 241H56V239H58ZM80 237V236H79ZM100 237V238H99ZM112 237V238H111ZM137 237V236H136ZM139 237V236H138ZM145 237V238H146ZM180 237V236H179ZM219 237V236H218ZM132 238H133V236H132ZM144 238V237H143ZM144 238V239H145ZM149 238V240H150V243H151V239H150V236L148 237ZM189 238V237H188ZM201 239H202V237H200ZM200 238H199V240H200ZM214 238V237H213ZM212 238V239H213ZM217 238V237H216ZM252 238V237H251ZM161 239V238H160ZM193 239V238H192ZM219 239V238H218ZM221 239V238H220ZM253 239V238H252ZM134 240H135V237H134ZM179 240V239H178ZM184 240V243H185V245H187V247L190 245V244H186V241H189V240H186V239H183ZM241 240V239H240ZM239 240V241H240ZM246 242H247V239L245 238L244 239ZM250 240V239H249ZM81 241V243H83V244H81V243H79ZM88 241H91L92 243L91 244H88V243H90V242H88ZM99 241V242H98ZM124 241V240H123ZM128 241V240H127ZM131 241V240H130ZM141 241V240H140ZM176 241H177V239H176ZM175 241V245H177V242H179V241H177L176 242ZM181 241V240H180ZM213 241L214 242H216V240L215 239H213ZM220 241H222V240H220ZM51 242V243H50ZM68 242H66V245L68 246V245H70V244H68ZM86 242H87V244H88V246H87V244H86ZM115 242H117L118 243V241L117 240H115ZM139 242V241H138ZM143 241H141L140 243H138V246L136 247V248H138V250L139 249H142L143 248V243H142ZM182 242V241H181ZM201 242H202V240H201ZM237 242V243H236ZM236 242L234 241V243L237 245V244H241V241L240 242H238L237 240H236ZM253 242H254V239H253ZM252 242V243H253ZM70 243V242H69ZM123 243V242H122ZM122 243H118V244H122ZM147 243V242H146ZM154 243H155V241H154ZM154 243H152V245L151 246H153V244ZM163 243V242H162ZM166 243V242H165ZM183 243V244H184ZM189 243H191V244H193V243H196V241L195 242H193V241H191L190 240V242ZM199 243V242H198ZM198 243H197V245H198ZM217 243H220V242H218L217 241ZM222 243V242H221ZM243 243V242H242ZM245 243V242H244ZM250 243V242H249ZM251 243V244H252ZM107 244V243H106ZM124 244H126V242H124ZM128 244V243H127ZM130 244V243H129ZM167 244H169V242L167 243ZM166 244V245H167ZM174 244H171L170 243V246L171 245H174ZM183 244H182V246H183ZM201 244L202 243H200V248H202L201 247ZM210 244H211V242H210ZM209 244V245H210ZM215 244V243H214ZM234 244V245H235ZM82 245V247H80ZM83 245H85L86 247L84 248L83 247ZM91 245V246H90ZM120 245H118V246H120ZM144 245H146L145 243H144ZM154 245H156V244H154ZM165 245V244H164ZM163 245V246H164ZM174 245V246H175ZM180 245V244H179ZM197 245H195L196 247L195 248H197L198 246ZM219 245V244H218ZM242 245H244V244H242ZM246 245V244H245ZM123 246V245H122ZM128 246V245H127ZM151 246H150V248H151ZM162 246V247H163ZM169 246V245H168ZM203 246V245H202ZM215 246H217L216 244H215ZM215 246H213L214 247V249H213V251L214 252H217L218 253V249H216L215 250ZM247 246V245H246ZM245 246V247H246ZM79 247V248H78ZM89 247H90V250H89ZM109 247V246H108ZM108 247H105V248H108ZM117 247V246H116ZM125 247V246H124ZM145 247V246H144ZM154 248H155V246H153ZM160 247V246H159ZM158 247V248H159ZM165 247V246H164ZM176 247V246H175ZM212 247V246H211ZM211 247H208V248H210V249H205L204 248V253H206V252H208V251H210L211 250ZM218 247H221L220 245L218 246ZM233 247V246H232ZM242 247H244V246H242ZM251 247V246H250ZM101 248V247H100ZM133 248V247H132ZM146 248V247H145ZM157 248V249H158ZM169 248V247H168ZM86 249V250H85ZM96 249V250H95ZM102 249H104L103 247H102ZM119 249H124V248H118V250ZM126 249V248H125ZM153 249V248H152ZM166 248H164V250H165ZM243 249H245V251L246 250H248L249 249V247H246V248H243ZM250 249H252V248H250ZM68 250V251H67ZM106 250V249H105ZM111 250V249H110ZM117 250V251H118ZM162 250H163V248H162ZM163 250V251H164ZM167 250V249H166ZM165 250V251H166ZM200 250V249H199ZM207 250V251H206ZM231 250H232V252L233 251H235L236 249L234 248H231ZM81 251V250H80ZM112 251V250H111ZM119 251H121V250H119ZM151 251V250H150ZM172 251V250H171ZM200 251H202V249L200 250ZM219 251L220 252H222V250H220L219 249ZM227 251V250H226ZM240 251V250H239ZM242 251V250H241ZM240 251V252H241ZM253 251V250H252ZM99 252V253H100ZM114 252V251H113ZM124 252H125V250H124ZM211 253H213L212 251H210ZM71 253H73V252H70V255H72ZM81 253V252H80ZM92 253V252H91ZM95 253V252H94ZM106 253V252H105ZM152 253H154V251L152 252ZM156 253V252H155ZM158 253V252H157ZM166 253V252H165ZM164 253V254H165ZM236 253V252H235ZM251 253V252H250ZM76 254V253H75ZM75 254H73L72 256H74L75 257ZM78 254V253H77ZM76 254V256H79V258L78 259H80L79 261H81V257H83V256H81V255H84V254H78L77 255ZM101 254V253H100ZM100 254H88L87 256H84L85 258H87L89 255H90V257L89 258H93V259H90V260H88V258L85 260L84 259V261H81L80 262V264H96V263H98L99 262V260L100 259H98V258H95L94 259V255H97L98 257H101L102 258V256H105V255H102V256H100ZM102 254H104L103 252H102ZM118 254V253H117ZM125 254H126V252H125ZM210 254V253H209ZM226 254L227 255H229V252H226ZM225 254V257L227 256ZM237 254V253H236ZM240 254H243V253H240ZM246 253H244V255H245ZM141 255V254H140ZM161 255V254H160ZM177 255V254H176ZM190 255V254H189ZM210 255H212V254H210ZM233 255H235V254H232V257H233ZM253 255H254V252H253ZM69 255H67V257H68ZM81 256V257H80ZM93 256V257H92ZM125 256V255H124ZM139 256V255H138ZM164 256V255H163ZM195 256V255H194ZM214 256V255H213ZM216 256V258H220V257H217V255H215ZM230 256V255H229ZM228 256V257H229ZM251 256V255H250ZM129 257H131L130 255H129ZM153 257H155V255L153 256ZM157 257H161V256H157ZM185 257H189L190 258V256H185ZM227 257V258H228ZM231 257V258H232ZM244 257V256H243ZM245 257H246V255H245ZM69 258H71L72 259V257H70L69 256ZM174 258V257H173ZM188 258V259H189ZM208 259L209 261H211V259H210V257L208 256V257H204L203 258V260L204 259ZM236 258V257H235ZM76 259V261H77V258H75ZM103 259V258H102ZM106 259V258H105ZM118 259V258H117ZM169 258H167V260H168ZM187 259V261H188V263H189V261L190 260H188ZM191 259V258H190ZM206 259V260H207ZM220 259H222V258H220ZM237 259L239 260V261H237ZM236 259V261H237V264H247V262H249L250 260H248V258H246L245 260H247V262H245V260H244V258L243 259H241L242 261H244V263H242L241 262V260H240V258H237ZM63 260L65 261V263L63 262ZM83 260V259H82ZM178 260V259H177ZM176 260V261H177ZM185 260V259H184ZM192 260V259H191ZM219 260V259H218ZM223 260V259H222ZM226 260H228V259H226ZM79 261L78 262H75V260L73 259V264H78L79 263ZM101 261V260H100ZM103 261V260H102ZM132 261V260H131ZM157 261L158 262H160V264H161V259H157ZM164 261H166V260H164ZM172 261V260H171ZM181 260H178V262H180ZM193 261V260H192ZM202 261V260H201ZM201 261H196V263H195V261L193 262L194 264H197V262L199 263V264H201L202 262ZM205 261V260H204ZM224 261H225V259H224ZM224 261H221L220 260V262H224ZM107 262V264H110V263H115V264H117V262H119L118 260L117 261H113V262H111V261H105V263ZM152 262H155L156 263V261L154 260H152ZM186 262V261H185ZM212 262V261H211ZM213 262H216V261H213ZM72 263H70V264H72ZM104 263V264H105ZM150 263V262H149ZM165 263H167V264H169L168 263V261L167 262H165ZM191 264H192V262H190ZM204 263V262H203ZM235 263V262H234ZM257 263V262H256ZM124 264V263H123ZM126 264V263H125ZM130 264V263H129ZM137 264V263H136ZM138 264H142V263H138ZM157 264V263H156ZM171 264V263H170ZM174 264V263H173ZM180 264H184L182 261H181V263ZM187 264V263H186ZM205 264H207V263H205ZM216 264H218V263H216ZM221 264V263H220ZM223 264H230V263H227V261L226 262H224ZM236 264V263H235ZM249 264H251V263H249ZM252 264H253V262H252Z\"/></svg>",
    "mask_w": 264,
    "mask_h": 264
}]
</instances>
